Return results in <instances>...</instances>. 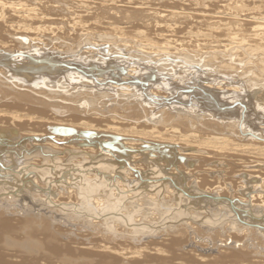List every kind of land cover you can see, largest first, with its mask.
<instances>
[{
  "label": "rangeland",
  "instance_id": "rangeland-1",
  "mask_svg": "<svg viewBox=\"0 0 264 264\" xmlns=\"http://www.w3.org/2000/svg\"><path fill=\"white\" fill-rule=\"evenodd\" d=\"M0 1L5 3V2H12L13 0H5V1L0 0ZM15 1H17V0H15ZM106 1L108 3L104 6L105 8L106 7H114V8L116 7V9H118V11H116V12H118V14H113V15L109 14L110 16L113 17V19L102 18V19H99V22H97L98 21L97 17H95L96 15H94V14L88 15L87 13L85 14V12H82V15L77 16L75 14H79V13L73 14L72 13L73 11L71 12V9H70L71 8L70 4L64 5V9L66 11L62 8L63 12H61L59 4L55 3V5H52V6L49 5L50 7L49 6L47 7V5H45L46 11L45 10L42 11L45 15H47L48 19L46 17L40 18L41 21L37 20V21L33 22V24H32V22H29L28 24L31 27L28 29V31H25L26 29H24V30L19 29L14 24H13L14 26L11 27L12 23H6V22L8 20L7 17L13 18V16H11V14H9V13L5 14L3 11H0L1 12L0 14H2L5 17H4V20H2V22H0V25H3V26L5 25L6 26V28L4 26L5 29H8V27H9L10 30H12L11 32L12 33L14 32V34H17V35H23L25 33V34H28L30 36L33 35V37H36L38 39H40V38L43 39V40H39V41L32 43L35 45L34 48L36 50H38L39 48H42L41 51L43 49L46 51L50 49L49 52H52V51L54 52L55 50L51 51V49H55V47H54L55 45H57L59 43L65 44L64 41L58 40V41H60L59 43L57 41V39H59L61 32H58L56 30V29H58L57 28L58 26H56L57 24L55 23V21H56L59 23L61 22L59 24L60 25L59 27H65L66 33H68L70 31L69 32L70 34L68 33L69 34V38H68L69 40L66 42L65 49L71 45L75 49V51H77L78 50V49H76L77 46L80 43L82 44V42L84 43L86 41V42H88V44L86 45L87 47H83V48H86V49L91 48V49L96 50L97 48L99 49V47L104 48V49L110 47V50L112 51V53L110 55H112L113 57L114 56L118 57L121 53H123L125 56L124 57L125 59H131L130 55L133 56L135 53H136V55L134 58H136V57L140 58L141 56H145V57L147 56V59H148L151 56V59L153 58L152 62L158 63L160 61L159 65H161L162 63L164 64V61H165L164 67L166 69L172 68L171 66H168L166 64V61L168 62V59L170 57L177 60V62L179 63L178 66L180 65V63L182 64V62H184V60H186L185 61L186 64L183 63V66L180 65L179 67L175 68V69H177V71L179 70L178 75L177 76L171 75L173 77H170V79H172V82H170V83L173 86H175L174 84L179 83V81H180L179 77L181 75H184L186 72H191L190 67H196L197 64L202 65V67L200 66L197 68V69H199V68L200 69H199V71H196L195 75L198 72L200 73V75L198 73L196 75L197 76L196 78H198V77L200 78V76L202 78L204 77L203 79H205V81L210 80L213 84L215 82L216 83L218 82L217 86L222 85V87H224V88H226V86L229 87V84L231 85L230 87H234L237 84L241 85L242 79H243L244 83L248 84L247 83L248 79L252 78V80H253V78L254 77L256 78V76H257L258 80H256L257 81L256 87L259 89L258 93L259 94L261 93V94L260 95L257 94L259 96H257L258 98L256 97V100L257 101L259 100V101L258 102L256 101L258 104L255 102L257 107H256V105H254V106H255V110H257L258 107L260 110L258 109L259 111H256L255 113L254 112L251 113V117H253V118L251 119L252 121L246 123V128L248 127V129H246L244 127V129H246V131L248 130L246 132L245 130H243L241 128V127H243L242 123H241V125H239V127L237 126L238 120H236V122L234 121L235 123H233V120H231L232 118H229V116H231V115L225 114V116L228 115V118L223 115L224 111H228V110H230V108L231 109H236V108L239 109L238 106H242L243 104L237 102L234 104L226 105V107H230L229 109H227L225 106L224 107L218 106L217 111H219V112L216 114H213L214 112H212L211 110L206 109V108H201L202 106L198 105L199 103L195 101L196 98H194V99L189 98L190 99V100H188L189 102H186V101L182 102V99H181L182 97L180 94L182 92H185V93H182V95L192 94L191 91H193V90L190 88H188V90L186 88H179L178 91L174 92L171 89V88H173V86L167 82V83H165V85H167V87H169L171 85V87H169V88L166 87L165 89L161 90L158 88L160 85H158L157 88L156 87L151 88V91L155 92V93L160 90L158 93H160L161 95L156 96V95H152V94H146L147 98L145 97L146 99L144 101H143V99H141L142 96H139L140 99L138 98L139 99V101H138L137 99L135 100V98H129V96H124V95H127L129 93V91L125 88H124L125 90L123 88L120 90V88H119V90H117V91H120V92H118V93L114 92L110 88H107V89L106 88H104V89L100 88V86L103 87L102 84H98L99 87L95 88V87H93L94 85L92 84L93 82H95L94 80L88 81L90 83V85L89 84L83 85V84H80L78 82L73 83L68 78L64 79L61 75H59V76H56L57 78L56 77H52V78L49 77L50 79H49L48 83H44L41 85V83H43V82H39V81L34 82L32 79H30V80H32V82H31L30 80H28L29 78L23 77V79H22V76L19 77L15 73L12 74L13 69H11V67H10V69H11L10 70L8 65H4V64L0 63V70L4 71L1 73L2 75L0 74V101H1L0 102V109L4 108L3 110H5V108H7L6 110L8 112H10V111L13 112L12 110H14V112H17L21 115H26V116L29 115L28 117H31L33 119H34V117L39 118L41 116V119L43 118V119L49 120L48 122H40V121H36V120L31 121V122L29 121L31 123L30 124L27 121V119H25L26 120L25 122H27V123L24 126L23 131H20L21 136L23 134L24 138L19 139L15 143L14 142L10 143L13 145L9 144V147L5 148L3 150V152L0 153V158L3 156L1 158V160H3V161L0 160V167H1L0 170L2 169L4 171V174H5V171H7L5 175L10 174L8 177L9 179H7V176H5V178H4L3 173H1L3 171L0 172V180L2 181V183H1V181H0V183L2 185L6 183V185H7V186L4 185V187L3 186L0 187V200L1 201L5 200V197H3L4 195L6 196V199H7L3 202L0 201V224L2 222L7 223L6 226H2V225L0 226V253L5 254V258H6V259L4 258L5 260L0 259L1 260L0 264H7V262H10V259H8V258L11 255H15L14 257H11L12 260H15L21 264H203V260L206 257L209 260V262H206V264H240V263L241 264H246V263L248 264L251 262L253 264H264V237H263L264 236V230L261 229V228H264V220L262 221V219H264V217H263L264 211L261 213V215L251 214L250 209L246 208L247 205H245L244 202H241V199L243 197L242 198L236 197V199H233L231 201L232 203L231 202L230 203H228V202H219L218 203L217 202V204H216V202H214L211 198L206 196L205 199L208 203L211 200L210 204H208L204 199L205 195L202 196L203 194H206V193H203V191L207 190L208 187L207 186L201 187L202 189L201 188H195L197 185H199L200 181H199V179H197L198 177L197 178L192 177V179H191V177L189 176L190 172H191L190 170H193V169H195L194 171L195 172L197 171L196 173L199 174L202 171L201 168H203L206 163L203 164L202 161L197 160V162L195 164L191 163V166H190V164H188V165L186 164V157H184L185 160L183 159V161L186 164V166H184V167L185 168L187 167V168L185 171L184 170L183 171H184V173H187L188 171L189 172L187 174H184L185 177L182 179H180L179 177H176V176H175L176 177L175 178L173 175L174 172L177 174H178V172H180L179 169L178 168L176 169L175 166L176 165L178 166L179 164L184 163V162L182 161L181 163H179L178 160H176V162H175V159H173L171 164L169 163L170 165L173 164V167L172 166L169 167V169H168L169 171L167 170L168 173L166 174L167 171H165V173L164 172L160 173L161 171H164L163 169L161 170V168H159L160 165H166L164 162H167V160L164 157L167 154H169V155L173 154L172 153L173 150H172V152L168 151L170 153H168V152L163 153V152H165V150L164 149L159 150L161 147H157V150H158L157 151L156 147L154 148V147H151L148 145L151 142L156 140L154 138H158V139L162 140L163 138L168 136V134L170 133L169 134L170 136H168L166 138H173L172 142H175L176 144H178V147H182L184 149L185 148V145H183L184 142L180 143L178 141L177 137L175 138V134L176 135L184 134V133L187 134V132L189 131V134L192 132L191 134H194V136L197 135V137H199V138L201 136H203V137L222 136L223 132L220 131V129L222 127L228 126L229 124L231 126H233V124H234V126H236V128H238V130L237 129L236 130L239 131L243 136L249 135V136L258 137V136L263 135V137H264V133L263 134L261 133L264 131V122H262V121H264V114L261 113L264 109V99H262V98H264V73H263L264 71L262 70L263 71L262 72L260 70L261 69L260 65H259V68L256 69V66L258 67V63H260L262 67L264 64V58H263L264 56L262 54V53H264V51H262V50H264V39H263V41H261V40L251 41V39H254V36L253 37H251V36L253 35L252 30L255 29V26H258V25L264 26V18H263L264 17V3L261 4V2H262L261 0H160L158 3L154 2L155 4H153L152 1L150 2V0H143V1L142 0H133V2H135V3H140V2L148 3L150 6L148 4H146L145 9L149 10L148 8H150V10L151 11L154 10L155 13L158 11V15H156V17H159L162 14L161 16H165L164 19H166V18L169 19V21L167 20L166 24L175 26L173 29L174 31L172 33H166L165 31L163 32V34L165 33L164 35H166V37H165L166 39L164 38V40H163V38L157 36V34L161 33L158 30L157 31L149 30V29L142 27V26L140 28H137V26L142 24L143 21H145V25H146V24L153 22L154 20H158L157 18L156 19L153 18L155 13L151 17H150V15L144 16L141 14V16H140V14H136V15L132 16V19L125 21L122 18L125 15L124 13H126V11H131V8H129L130 4L132 3L131 0H129V1L128 0H119V1L118 0H106ZM146 1H148V2H146ZM95 2H97V1H95ZM163 2H165V3H163ZM76 3H77V0H76ZM165 4H169V6H172L173 8H175L174 11L176 13H180V14L182 13L183 14L182 16H184V17L183 18L170 19V18H173L170 13L164 12L163 10H160L158 8V6H164ZM38 8L40 9V7H38ZM104 10H106V12H107V9H104ZM147 10H144V12H148ZM100 11L101 10L98 9V11H97L98 14H101ZM76 12H81V10L78 9V11H77V9H76ZM109 12L112 13L113 11L110 10ZM114 13H115V11H114ZM201 13H205V14L209 15V17H201V15H202ZM95 14H96V12H95ZM72 15H73V17H71ZM102 15H104V17H106V15L104 13H102ZM173 15H177V14H173ZM63 17H65V18L63 19ZM66 17H68L70 19H68ZM145 17H147V18H145ZM252 17L256 18L254 20V23L248 22L247 20L251 19ZM50 18H54V19L50 20ZM56 18H57V20H56ZM93 18H96V19H93ZM114 18H117V20ZM58 19H63L64 23L69 21L68 23H66L68 27L64 26L63 20H58ZM77 20H78V22H77ZM112 20H113V22H116V23L112 24L113 23ZM40 22H42L44 24L46 23L45 24L46 26H43L45 28L41 30V32H40L41 35H39V37H38V33L37 34H35V33L38 32V29L36 30V28H38L40 24H41L40 26H42V23H40ZM51 22H52V24L54 22V25L50 24ZM70 22H72L71 23L72 26H71ZM107 23L112 25V26H108V27H111L112 29H108V27H105V26H107ZM225 23L227 25H224ZM36 24L38 26H36ZM74 24H76V26H77V30H76L77 35L72 34V32L75 31ZM85 24H87V25H85ZM51 25L54 26L55 28L54 27L49 28ZM253 26H254V28H253ZM32 27L35 28L34 31L32 30L35 33H33L30 30ZM79 27H81V28H79ZM156 27H158V26H156ZM156 27H153V28H156ZM228 27L229 28L232 27L228 30L234 29V30H232V32L237 39L234 41V43H232V45H235V47H237V48H235L237 50V52L235 49L231 51V48L232 47L234 48V46L231 47V45L227 48L218 47L219 45L216 46V41L223 38L222 33H224V28H228ZM71 28H72V30H71ZM73 29H74V31H73ZM138 29L146 31V32H144L145 33L144 35L147 36L148 39H151L150 41L154 42V44H156V47H158L157 49L156 48L152 49L153 53H151L150 49H147V52H148L147 55H143L144 54L143 52L140 53L142 51V49H141L140 45H138L139 41H145V40H142V38L143 39H146V38L144 37V35H142L141 38H138L137 35H134ZM80 31L86 32L87 35H89V37L86 38L87 37L86 36L85 37L86 40L83 41L82 39L86 33L82 34V33H80ZM97 31L100 34L96 33ZM0 32H3V35H6L4 33V30L2 31L0 29ZM46 33H48L47 35H49L50 37H48L46 35ZM168 34H171V36H169ZM239 34H240V36H239ZM3 35L2 34L0 35L1 36L0 43H3L5 46L11 47L12 49L15 50V53H11V55L5 54L9 58H10V56L14 60H16L17 58H20L21 56H25V58H29V57H27V56H30L28 53L32 54L33 53L32 50H35L32 47L29 48V45H28L29 41L28 40L22 39V41L19 42L18 40L21 37L18 38V36H9V37L6 36L3 38ZM56 35H57V38H55L53 40L52 39L53 36L56 37ZM108 35H110V36L115 35V37H112V36L110 37ZM90 36H92V37H90ZM117 36L118 37L121 36V39H119V41L117 40L118 39ZM238 36L240 37V39ZM45 37L50 40L49 42L52 43V41H53V43L49 44L48 40ZM50 38L52 39V41ZM113 38H116L115 40H117V41L113 40ZM123 38H125V39L128 38L127 40H129V41L131 39L134 44H132L130 42L129 43L126 42L127 45L123 44L124 43V41H122ZM214 38H218V39L216 40ZM263 38H264V36H263ZM45 39L47 40V43H46ZM110 40L114 41L115 43L117 42L116 43L117 46L115 44L111 45ZM178 40L180 43H178ZM247 40H248V42H247ZM104 41H107L108 43H110V44H108L110 46H108L106 43H104ZM254 42L263 49L261 50L259 47H257V45L255 46ZM41 43H42V45H40ZM97 43L100 44L101 46L99 45L96 47L95 44H97ZM165 43H167V45L168 44L170 45V46L168 45V47H170V49L169 50L167 49V52H166V49L164 48L166 46ZM171 43H174V44H171ZM241 43H242L243 47L240 45ZM44 44L47 46H45ZM112 44H113V42H112ZM226 44H228V43L226 42ZM237 44H239V45H237ZM245 44H247V45L251 44L252 45V46L248 45V48L250 47L249 48L250 53L252 52L251 55L249 54L248 48H246L247 45H245ZM119 45H122V46L118 47ZM253 45L255 47H257L258 50H255L257 48H255ZM38 46H39V48L37 49L36 47H38ZM49 46L50 47L53 46V48H50ZM128 46L130 49L128 48ZM133 46L136 48H133ZM172 46L175 48H172ZM214 46H216L217 48ZM239 46H241L242 48ZM121 47H122V49L125 48V50L124 49L122 50ZM131 47H132V49H134L133 51L131 50ZM138 47H139V49H138ZM73 48L71 50H73ZM127 48L129 50H127ZM178 48L179 49L183 48L182 50L180 49L181 50L180 52H183V53L185 52L184 54H186L187 51H189V52L191 51L192 53L191 52H190V54H189V52L187 53L190 55L189 56L190 58L188 57V55H187V58H186V55H184V54L182 55L179 52ZM243 48H244V51L243 50L240 51V49H243ZM245 48H246V50H245ZM162 49H164L163 51H165L166 53L163 52L161 54L162 55L161 56L160 53L162 52L161 51ZM217 49H219L221 51L219 53H217L218 52ZM253 49L256 52H258L257 56L260 55L258 58H257V56H255L256 53H254V56H253V51H254ZM183 50H185V51H183ZM208 50H209V52H208ZM226 50L229 51L227 53L228 55L225 53ZM119 51H121V53ZM177 51H178V56L176 53ZM213 51H214V53L215 52L216 53L212 57L211 55L213 54ZM230 51H231V53L233 51H235L236 55L234 54V52L232 54H230ZM238 51H240L242 53L239 52L240 53V55H239ZM259 51H262L261 54L263 57L261 56ZM25 52L26 53L28 52L27 53L28 55ZM53 52H52V54L54 57L51 56L52 58H58V59L62 58L64 60H66L67 58L68 59L72 58V55H67V54H64L63 52H62L63 55H61V56H60V54H57L56 52L53 53ZM79 52H81V51H79ZM116 52H118V53H116ZM37 53H39V52H37ZM65 53H67V52H65ZM150 53H151V55H150ZM164 53L166 56L164 55ZM167 53H170V55L173 53V55L168 56ZM201 53H202V55H200ZM208 53H210V54H208ZM237 53H238V55H237ZM244 53H246V54H244ZM174 54L177 56L176 58L174 57L175 56ZM207 54L210 55V57ZM222 54H225V55H222ZM241 54H242V56H241ZM158 55H160V57ZM181 55L183 57H181ZM232 55H233V57H231ZM219 56H220V58H219ZM222 56H224V57H222ZM237 56H240L239 58L242 59L240 62H239L240 59L237 58ZM244 56H246L247 59ZM250 56L252 58H250ZM161 57H162V59H159ZM48 58L50 59V57H48ZM154 58H156V59H154ZM244 58L246 59L245 61H244ZM132 59H133V57H132ZM151 59L149 58L147 60V62L149 63L151 61ZM164 59H166V60H164ZM208 59H210V60H208ZM248 59H249V61H248ZM251 59H252V61H251ZM242 61H244V62H242ZM258 61H260V62H258ZM250 62H251V64H250ZM119 63L121 64L123 62H119ZM203 64L206 65V69L203 68L204 67ZM210 64H211V66H210ZM219 64L222 66H220ZM224 64H227V65H224ZM230 64H231V67L233 66L232 68H229ZM223 65H224V67H223ZM167 66L170 68H168ZM181 67H185V68H182L183 69L182 70ZM243 67H245V70L244 69L242 70ZM187 68L189 69V71ZM166 69L165 70L163 69L165 75H168V71H169V75L171 73H173L174 69L173 70L171 69L172 71L171 70L166 71ZM248 69H249V71H248ZM255 69L258 70V72ZM45 72L46 71H44V74H43L44 76L46 75L45 77H48L47 75L51 74V73L45 74ZM3 73L5 74V76ZM192 75H194V74H192ZM188 77H191V76L187 74V76L184 77L185 80H188L189 79ZM24 79H26L27 81ZM62 79L65 82H62L61 81ZM252 80H248V81H251V83L254 84L255 80H253L254 82ZM59 81H61L62 84ZM69 81H70V83H68ZM184 82H185V85L186 84L189 86L191 85V83H188L187 81H184ZM19 83H21V84H19ZM160 83L161 82H159V84ZM179 84H182V82ZM193 85H194V83H193ZM193 85H191V86L193 87ZM85 86H87V87H85ZM106 87H108V86H106ZM256 87H255V89H257ZM98 88H100V89H98ZM157 89H158V91H157ZM224 90H226V89H224ZM138 92H140V90ZM85 93H87V94H85ZM120 93H122V94H120ZM178 94L180 95V97ZM148 95H150V96H148ZM176 95L178 96V98ZM245 97H247V96H245ZM131 99H133V100H131ZM192 99H193V101H192ZM261 101H262V103H261ZM43 108H44V110H43ZM220 110H222L223 113ZM220 112L222 113V115ZM39 113H41V114H39ZM259 113H261L263 115L261 116V114H259ZM35 114H36V116H35ZM243 114H245L244 110H242V116H243ZM256 115H258V117ZM6 118H8V120ZM164 118L165 119L168 118V120L170 119V121L166 120V122H165ZM171 118L172 119L174 118V120H172ZM221 118H222V120H224V122H222V121L219 122V120ZM2 119H4L3 122H5V120H6V123L11 121L9 117H2ZM258 119H260L261 121H259ZM190 121H191V123H190ZM225 121H227V123H225ZM255 121H256V123H255ZM79 122H85L86 124H89V126L91 125V128L87 130V129H84L82 127H78L77 124H79ZM169 123L170 124L172 123V125L170 126ZM250 123L251 124L254 123L256 127L253 126L254 124L250 125ZM178 124H179V126H178ZM221 124H222V126L220 127ZM207 125H208V127H207ZM213 126H215V127H213ZM217 126H219V128H217ZM29 127H30V129H29ZM114 127L117 129V131L113 129ZM171 127H173V128L177 127L178 130L180 129L179 131H181L182 133L180 132L179 134L178 133L174 134V131L172 132V129H170ZM207 128H209V129H207ZM255 128L257 130H255ZM152 129L155 131H159V133H156V132L152 133V134L149 133ZM213 129L214 130L216 129V131H214ZM251 129L252 130L254 129V131H251ZM166 130H168L169 132L167 133ZM178 130H177V132H179ZM225 130H227V129H225ZM15 132H16V134H14ZM32 132H34V133H32ZM90 132H91V134H90ZM171 132H172V135H171ZM205 132H207V133H205ZM217 132L220 134L217 135L218 134ZM250 132H252V134ZM12 133L15 136L18 135V131H13ZM163 133H164V135L162 137H157ZM166 133H167V135H166ZM211 133H216V135H213ZM260 134H262V135H260ZM104 136H105V138H104ZM108 137H112V138L109 139ZM113 138L114 139L116 138L115 141ZM94 139H95V141H94ZM108 139H109V141H106ZM184 139H186L189 142H194L197 140V139H188V138H184ZM36 140H38V141H36ZM119 140H120V143H119ZM144 140H145V142H144ZM19 142H20V144H19ZM132 142L134 143L133 144L134 146L132 145ZM50 143L53 144V146H52L53 148L48 147ZM96 143L99 145H96ZM141 143H143V144H141ZM57 145H58V148H57ZM141 145H142V147H141ZM84 146H86V147L84 148ZM119 146H121L120 149H119ZM123 146H125V147H123ZM36 147H37V149H36ZM107 147H109L110 149L109 148L107 149ZM178 147H176V148H178ZM27 148L30 149V151L27 150ZM95 148H97V149L95 150ZM104 148L107 151H109V150L110 151L109 152H107V151L102 152L101 150H105ZM51 149H53V150H51ZM178 149H180V148H178ZM20 150L22 153L20 152ZM37 150H39V151H37ZM26 151H28L29 153H27ZM87 151H89V152H87ZM116 151H118L120 153L119 154L117 152L119 154V156H117ZM131 151H133V152H131ZM160 151L162 153V156L159 154ZM176 151H177V149L174 150V152H175L174 154H176ZM100 152L102 154L104 153V155H102ZM110 152L111 153L113 152V155ZM11 153H13V155ZM31 153H32V155H31ZM86 153H87V155H86ZM106 153H109V155L111 154L110 156L112 158L109 159V156ZM145 153L147 155H145ZM187 153H188L187 151L183 152L184 155ZM7 154H8V156H10L13 159L10 160L9 157H6L7 158L6 159L7 162H6L5 156H7ZM29 154H30V157H28ZM97 154L99 155L98 158H97V156H98ZM132 155L133 156L135 155V157L133 158ZM36 156H39V157L37 158ZM87 156L89 159L87 158ZM90 156L92 158L94 156L95 157L92 160V158H90ZM114 156L115 157L117 156V158H113ZM150 156H152V157H150ZM14 157L16 158L15 162H14V163H16L15 166H13L14 164L12 163L14 160ZM105 157H107L108 159ZM153 157H154V163L155 164L153 162H147L150 160L152 161L153 159H151V158H153ZM27 158H29V159H27ZM56 158H57V160H56ZM130 158H131V160H130ZM142 158H145L143 160H146V158H147L145 163L142 160ZM116 159H118V160H116ZM218 159H220V160H218ZM16 160H18L19 165H22V164L23 165L18 166ZM34 160H36V161L33 162ZM90 160H91V162H90ZM247 160L248 159H246V162H247ZM115 161H116V164H114ZM173 161H174V163H173ZM218 161H220L222 163L224 161L225 168L226 169L228 167L232 168L233 172L236 173L235 176L237 178H235V180L239 179V181L236 184V188L239 187L240 189H242L243 187H245V184L243 185V183H241L240 177L238 176L241 174L242 171H245V169H242L243 167H241V166H243V163H239V162L233 163V161H230L229 159H227L225 157L223 158V156L218 157L216 162H218ZM88 162H90V163H88ZM146 162L148 164H146ZM249 162H251V160ZM103 163L105 165H107V167ZM175 163H176V165H174ZM208 163H210V162H208ZM69 164L72 167L69 166ZM91 164L92 165L94 164V165L91 166ZM96 164H97V166H96ZM200 164L202 167L197 168ZM35 165H36L38 170L36 169ZM110 165H111V168H113L114 165H115V167L113 169H111ZM131 165H132V167H131ZM238 165H241L239 167L240 169L238 168ZM16 166H17V168H16ZM23 166H25V167H23ZM95 166H96V169H93ZM156 166H158V167H156ZM19 167H20V169H19ZM91 167H93V168H91ZM99 167H101V169ZM171 167H172V170H171ZM188 167H190V168L188 169ZM21 168H23L24 169L23 171H25L27 173V174L25 173L26 175L23 173V171H19V170H22ZM90 168L92 169L93 173L91 172ZM128 168H130L131 170ZM148 168L150 170H148ZM97 169H98V171H97ZM120 169H122V171L124 173ZM125 169H127V170L125 171ZM152 169H155L156 171L152 170ZM203 169H205V168H203ZM36 170H37V172L35 173ZM71 170H73V171H71ZM101 170H103V171H101ZM109 170H111V171L113 170L112 171V173H113L112 180H114V181H112L110 179L111 171L109 173ZM134 170H138L137 173ZM170 170H171V172H170ZM104 171H105V173H103ZM119 171H121V172H119ZM21 172L24 174L23 176H21L22 175ZM143 172H144V174H143ZM156 172H157V175L159 176V179H158V177H156L157 175H155ZM163 173H164V176L162 175ZM1 174L3 176H1ZM33 174H34V176L32 177L33 178L32 179L30 175H33ZM81 174H83L82 176H84V174H85L84 178H87V179L91 178L92 181H89L87 179H84L83 177H80ZM106 174H109V178L107 177L108 175H106ZM128 174L129 175L130 174L136 175L135 177L137 179L145 177L143 182L141 179L142 183L138 179L140 184L138 186L136 184L137 189L135 188V184L133 186L130 185L131 187L129 188L126 186L122 187L119 185V183H117V182H119V181H117L118 180L117 178H119L120 181L126 183L127 182L126 176H129ZM115 176H117V177H115ZM161 176L163 177V181L164 182L166 181L165 182L166 186L164 185L163 181H160V183L163 182V184H161V186L163 185L165 187V189H164V187L162 186L163 187L162 192L164 193L163 195H170V198H167L168 205H160V207H161V209H160L159 204H157L158 200L153 199L156 196V194H158L157 191H155V190L152 191V190L148 189V191H152V192H148L147 189L144 188V186H142V184L144 183L147 185L146 182H148V178L149 179L153 178V180L156 178L158 180H160V179L162 180ZM169 176H171V178ZM69 177H71L72 179L69 180ZM113 177H115L116 180L113 179ZM167 177H169L171 180H173V179L174 180L171 181ZM21 178L25 179L24 182L20 181ZM80 178H83V179H80ZM13 179L16 182L12 183ZM109 179H110V181H109ZM176 179H178L177 181L179 183L176 181ZM195 179H196V181H195ZM85 180H86V182H85ZM94 180H96L97 182H95ZM19 181L21 183H24L21 187H20L21 183H19ZM26 181H27V183H26ZM30 181H32V182H30ZM34 181H36V182H34ZM81 181L83 183H81ZM93 181H94V183H93ZM33 182H34V184H33ZM109 182H111L112 184L113 183H115V184L112 185L110 183L111 185H109ZM172 182L175 183L174 185L176 187H174ZM10 183H12V184L10 185ZM14 183H16V184H14ZM54 183H55V186L58 187L57 189L54 186ZM194 183H196V186ZM181 184L183 186L178 187L179 189L176 190L175 188H177V186L178 185L180 186ZM186 184H188V185H186ZM17 185H19L18 186V187H20L19 189H18ZM29 185H31V187ZM9 186H11V187H9ZM13 186L16 189H18V190H16L17 192L19 191L18 193L14 192L15 188L10 193L8 191H5V189H8V188H10L8 190H11L13 188ZM78 186H80V187L78 188ZM117 186H118V188H117ZM168 186H169L170 190L168 189ZM186 186H188V187H186ZM191 186L193 187V189ZM216 186H217V184L213 185L212 189L210 188V190H212V191H208V192L212 193V195H216L217 193L215 191L217 188H219V186L218 187H216ZM66 187H68V188L65 189ZM133 187L135 190H132ZM139 187H141V189ZM173 187L175 190L173 189ZM184 187H186V189ZM189 187H190V190H187V189H189ZM213 187H216V188H213ZM45 188H47V189H45ZM76 188H78V189H76ZM121 188H122V190H120ZM147 188H149V187H147ZM159 188H160V186H159ZM159 188H157V189H159ZM180 188H184V189H180ZM91 189L93 190V193H92ZM114 189H116L117 191ZM128 189H129V191H128ZM144 189H145V192H144ZM214 189H215V191H214ZM81 190H82V192H81ZM102 190H104V191H102ZM136 190H137V192H136ZM139 190L141 191V193ZM180 190L183 191V193H185V194H188V191H189L188 195H192L195 192L197 195H193L194 197L191 196V198H196V196H197L198 198L203 197L204 200H202L203 202L197 201V199H194L195 201L189 200L190 198L188 199L186 197L187 195L183 194L182 192L180 193ZM3 191H5V192H3ZM170 191L172 192V194ZM177 191H178V193H177ZM201 191H202V193H201ZM238 191H237V194L235 193V196H240L239 194H241V190L239 192ZM50 192L52 195L50 194ZM66 192H68V193L66 194ZM104 192L107 194H105ZM113 192L115 193V196L113 195L114 194ZM2 193H3V195H2ZM14 193H15V195H14ZM118 193H120V194L118 195ZM139 193L142 196L139 197V195H140ZM165 193H167V194H165ZM20 194L25 195L26 197L21 195L22 196V198H21ZM54 194H56V195H54ZM143 194L145 195V197ZM174 194H176L177 196L179 194V197H178L179 201L181 200L183 195H184L183 198H186L188 201L186 199L182 198L183 201L182 200L180 202L178 201L179 204L176 205L177 196L175 195L176 196V199H174L175 204H173V201L170 202V200H171V195H174ZM198 194H200V195H198ZM16 195L18 198L20 197L19 199L17 198L18 200L13 199L14 197H16ZM103 195L106 198H107L106 195H108L109 198L112 195L113 199L111 200V198L110 199L107 198L108 200H106V199H104L105 197ZM136 195H138L139 198H133ZM212 195H210V196H212ZM159 196H162V194H160ZM1 197H2V199H1ZM34 197H35V199H34ZM126 197H129V198H126ZM149 197H150V199H149ZM24 198H26V199L23 201ZM95 198H97V199H95ZM114 198H115V200H114ZM131 199L133 201H130ZM16 200L18 201V203L16 202ZM36 200H37V202H35ZM58 200L60 203L58 202ZM97 200H99V201H97ZM102 200H106L107 202L106 201L104 202ZM136 200L137 201L139 200V201L136 202ZM80 201H84V202H80ZM88 201H90V202H88ZM113 201H116V202H113ZM191 201H192V203H191ZM11 202H12V204H11ZM13 202H14L15 206L17 203V205L19 207L16 206V208H15ZM29 202H30V204H29ZM129 202H131V203H129ZM198 202L202 205L198 204ZM119 203H121V204H119ZM134 203H136L135 206H137L138 204H140L141 206L138 205V207H134ZM180 203L182 206H180ZM184 203H185V206L183 207ZM189 203H190V205H189ZM76 204H77V206H76ZM115 204H117V205H115ZM152 204L153 205L156 204L157 207L155 208ZM239 204H240V206H239ZM7 205H8V207H7ZM195 205H196V207H195ZM198 205L200 207L201 206L203 207L205 205L203 207L204 209L202 207H201L202 209L199 208ZM173 206L175 207V209H173ZM177 206L179 208L182 207V208H180L182 210L180 211ZM5 207H6V209H5ZM20 207L21 208L23 207L24 209L23 208L21 209ZM105 207H107V208H105ZM139 207H141V208H139ZM142 207H144V208L142 209ZM185 207L188 209H186ZM190 207H192L191 208L192 210L190 209ZM112 208H114V209L111 210ZM184 208H185V211H184ZM227 208H230V209H227ZM236 208H238V209L240 208V210H237ZM241 208H243V209H241ZM120 209H122V210L120 211ZM140 209H142L141 212L143 210L144 211L139 215ZM158 209H160V210L158 211ZM165 209H167V210H165ZM231 209H235L236 211L235 210L234 211L236 213ZM190 210L192 212H190ZM201 210L202 211L208 210L207 211L208 213L205 211L202 212ZM126 211H128L129 213ZM194 211L196 214L194 213ZM219 211H221V212H219ZM232 211L234 214L232 213ZM240 211H241V213H240ZM10 212H11V214H10ZM24 212H27V213H24ZM169 212H171V215L169 214ZM172 212L173 213L175 212V213L173 214ZM177 212H179V213H177ZM180 212L183 213L182 216L185 215L184 212L185 213L188 212V213H186L188 215H185L183 217L185 219L187 216V218L185 220L188 224L185 222V220L183 218L181 219V213ZM224 212L226 214H224ZM17 213H19V214H17ZM96 213H97V215H96ZM162 213H164V214H162ZM176 213H177L176 216H172V214L175 215ZM228 213H230V214H228ZM155 214H157L158 216ZM179 214H180V216H179ZM189 214H190L192 219L190 218ZM206 214H208L209 216ZM235 214H236V216H235ZM10 215H12V216H10ZM149 215H153V216H149ZM169 215H170V217H169ZM221 215H223V216H221ZM205 216H207L208 218ZM232 216L238 217L237 219H240L242 221L237 220L236 218L234 219V217H232ZM251 216H252V218L250 219L249 217H251ZM164 217H167V218H164ZM202 217L206 218L205 220L207 221V224L205 223L206 221ZM221 217H222V220H221ZM230 217H232L233 219L231 218V220H229ZM143 218L145 220H143ZM189 218H190V220H189ZM195 218L196 219L198 218L197 221L194 220ZM253 218L255 220H253ZM256 218H257V222H256ZM159 219H161V220H159ZM162 219H164V220H162ZM227 219L229 220V222ZM126 220L128 221V223L126 222ZM182 220H184V222ZM203 220H204V222H203ZM223 220H225V222H223ZM133 221L135 222L136 225H138L137 226L138 228L135 227V225L133 224ZM190 221H191V223H190ZM13 222H15V223H13ZM248 222H251V224L250 223L248 224ZM158 223H160V225ZM178 223H180V224H178ZM184 223L186 224V226ZM203 223H205V225H203ZM252 223H254V224H252ZM222 224L224 226H222ZM231 224H232L233 228H231ZM246 224H248V225H246ZM243 225L245 228L242 227ZM26 226H27V228H26ZM32 226H34V227H32ZM240 226L242 227V230H240V228H241ZM252 226H255V227L252 228ZM246 227H248L249 229ZM210 229H212V231H210ZM231 229L233 231H231ZM244 229H245V231H244ZM252 229H254L255 231ZM197 230H199V231H197ZM248 230H249V232H248ZM261 230H262V232H261ZM191 231H193V232H191ZM188 232H189V234H188ZM259 232L261 234H259ZM32 233H33V235H32ZM231 233H233V234H231ZM241 233L243 235H241ZM247 233H249V234H247ZM27 236H29V237H27ZM183 237H184V239H183ZM11 239L12 240L14 239V240L12 241ZM131 239H139L140 241H138L139 243H134V241H131ZM172 239H173V242H175V243H172V244L170 243V244H168V246L165 245V244H167V242H169V240H172ZM15 240H16V242H15ZM245 241H247V242H245ZM162 242H165V244H161ZM194 242H196V244ZM242 242H243V244H242ZM13 243H14V245H13ZM32 243H35L36 246ZM17 247L19 248L18 250H17ZM88 248L90 251L88 250ZM1 249L3 252L1 251ZM19 251H20V253H19ZM230 251H231V253H230ZM250 251H252V252L250 253ZM253 253H255V254H253ZM181 255L183 256V259L180 257ZM196 255L199 256L200 259L195 258ZM249 255H251V256H249ZM247 258H248V260H247ZM256 259H257V261H256Z\"/></svg>",
  "mask_w": 264,
  "mask_h": 264
},
{
  "label": "bare ground",
  "instance_id": "bare-ground-1",
  "mask_svg": "<svg viewBox=\"0 0 264 264\" xmlns=\"http://www.w3.org/2000/svg\"><path fill=\"white\" fill-rule=\"evenodd\" d=\"M5 1V0H4ZM95 1H97V2H95ZM119 1V0H118ZM129 1V0H128ZM127 1V2H128ZM143 1V0H142ZM153 2V4H155L156 2L158 3L160 0H150V2ZM262 2H261V4L262 3H264V0H261ZM131 4H130V6H129V8H131V11H126V13H124L125 15L123 16V20H129V19H132V16H134V15H136V14H140V16H141V14L142 15H144V16H147V15H150V17L151 16H153L154 15V10H150V8H148L149 10H147V9H145V5L146 4H148V3H142V2H140V3H135V2H133V0H131ZM146 2H148V1H146ZM155 2V3H154ZM55 3H57V4H59V7H60V9H61V12H63V10H62V8L64 9V5H68V4H70L71 5V12L74 14V13H79V14H75V15H77V16H80V15H82V12H85V14L87 13L88 15L89 14H94V15H96L95 17H97V22H99V19H102V18H104V19H113V17L112 16H110L109 14H111V15H113V14H118V12H116V11H118V9H116V7L114 8V7H104L108 2L106 1V0H77V3H76V0H17V1H15V0H13L12 2H5V3H3L2 1H0V11H3L5 14H11V16H13V18L12 17H7V22L6 23H12L11 25V27H13L14 25H16L17 26V28H19V29H22V30H24V29H26L25 31H28V29L31 27L28 23L29 22H32V24H33V22H35V21H37V20H40V18H47V15H45L42 11L43 10H45L46 11V7H45V5H47V7L49 6V5H55ZM163 3H165V2H163ZM30 4V5H29ZM123 5V4H122ZM149 5V4H148ZM172 5V4H171ZM116 6V5H115ZM127 6V5H126ZM150 6V5H149ZM38 7H40V9L38 8ZM50 7V6H49ZM69 7V6H68ZM121 7V6H120ZM158 8L160 9V10H163L164 12H168V13H170L171 14V16L173 17V18H170V19H175V18H183L184 16H182L183 14L181 13H176L174 10H175V8H173L172 6H169V4H165L164 6H158ZM68 9V8H67ZM76 9H77V11H78V9H80L81 10V12H76ZM98 9L99 10H101L100 11V13L101 14H98ZM104 9H107V12H106V10H104ZM65 10V9H64ZM94 10V11H93ZM113 11L112 13L111 12H109V11ZM122 10V9H121ZM144 10H147L148 12H144ZM66 11V10H65ZM104 11V12H103ZM114 11H115V13H114ZM69 12V11H68ZM67 12V13H68ZM95 12H96V14H95ZM120 12V11H119ZM125 12V11H124ZM1 13V12H0ZM102 13H104L105 15H106V17H104V15H102ZM161 14V13H160ZM173 14H177V15H173ZM202 15H201V17H209V15H207V14H205V13H201ZM84 15V14H83ZM156 15H158V11L155 13V15H154V17L153 18H157L158 20H154L153 22H151V23H149V24H146L145 25V21H143V23L142 24H140V25H138L137 26V28H140L141 26L142 27H145V28H147V29H149V30H155V31H160L161 33L160 34H157V36H159V37H161V38H163V40H164V38L166 37V35H164L163 34V32L165 31L166 33H172L174 30V27L175 26H172V25H169V24H166V22H167V20L169 21V19H164L165 18V16H159V17H156ZM76 16V17H77ZM103 16V17H102ZM169 16V15H168ZM4 17L5 16H3L2 14H0V22H2V20H4ZM49 17V16H48ZM71 17H73V15L71 16ZM125 17V18H124ZM167 17V16H166ZM60 18V17H59ZM65 17H63V19H64ZM66 18H68V17H66ZM145 18H147V17H145ZM264 18V17H263ZM10 19V20H9ZM48 19V18H47ZM51 19H54V18H50V20ZM63 19H58V20H63ZM68 19H70V18H68ZM67 19V20H68ZM74 19V18H73ZM93 19H96V18H93ZM114 19H116L117 20V18H114ZM256 18L255 17H252L251 19H248L247 21L248 22H250V23H254V20H255ZM56 20H57V18H56ZM66 20V19H65ZM261 20V19H260ZM263 20V19H262ZM41 21V20H40ZM76 21V20H75ZM245 21V20H244ZM246 21V22H247ZM253 21V22H252ZM69 22V21H68ZM68 22H65L64 23V20H63V23H64V26H67V24L66 23H68ZM77 22H78V20H77ZM91 22V21H90ZM94 22V21H93ZM109 22V21H108ZM112 22H113V20H112ZM119 22V21H118ZM117 22V23H118ZM258 22V21H257ZM40 23H42V22H40ZM55 23L57 24L56 26H58L57 28L58 29H56L58 32H61V34H60V36H59V39H57V41L58 40H60V41H64L65 42V44H60L59 42L60 41H58V43L59 44H57V45H55L54 47H55V49H51V51L52 50H55L53 53H57V54H60V56L61 55H63V53L64 54H67V55H72V60L71 59H66V60H64V59H62V58H60V59H58V58H52L51 56H53V54H52V52H49L50 51V49L49 50H42L41 51V49L42 48H39V46L38 47H36L38 50H36L34 47H35V45L34 44H32L33 42H36V41H39V40H43V39H38V38H36V37H33V35H28V34H23V35H17V34H14V32L12 33L11 31L12 30H10V28L8 27V29H5L6 28V26H5V28H4V26L3 25H0V29L3 31L4 30V33L6 34V35H3V32H0V35L2 34L3 35V38L4 37H6V36H18V38H20L18 41L20 42V41H22V39L23 40H28L29 41V43H28V45H29V48H34L35 50H32V54L31 53H28L30 56H27V57H29V58H25V56H21L20 58H17L16 60H14L13 58H11V56H10V58L9 57H7L5 54H10L11 55V53H15V50L14 49H12L11 47H7V46H5L3 43H0V63L1 64H4V65H8V67H9V69H10V67H11V69H13V71H12V74L13 73H15L16 75H18L19 77H21L22 76V79H23V77H26V78H29L28 80H30V79H32L34 82L35 81H39V82H43V83H41V85L42 84H44V83H48V81H49V77H56V76H59V75H61L64 79H69V80H71L73 83H75V82H78V83H80V84H83V85H86V84H89L90 85V83L88 82V81H95V82H93L92 84L94 85H92L93 87H99L98 86V84H102V86L103 87H101L100 86V88H110L111 90H113L114 92H120V91H117V90H119V88H120V90L123 88H125V89H127L128 91H129V93L127 94V95H124V96H129V98H135V100L137 99L138 101H139V96H142L141 97V99H143V101L147 98V95L146 94H152V95H156V96H159V95H161L160 93H158L159 91H158V89H157V91L158 92H152L151 91V88H157V86L158 85H160L158 88L159 89H161V90H163V89H165L166 87H167V85H165V83H170V82H172V79H170V77H173V76H177L178 75V71H177V69H175L176 67H179L180 65H182L183 66V63H185L186 64V60H184L183 58V60H184V62H182V64L180 63V65L178 66V62H177V60L176 59H174V58H169L168 59V62L166 61V64L168 65V66H171L172 68H170V67H168V68H170V69H166L165 67H164V64H165V61H164V64L162 63L161 65H159L160 63V61L158 62V63H154V62H152V59H151V56L149 57L150 59H151V61L148 63L147 62V60L149 59H147V56L145 57V56H141L140 58H134L135 57V55H136V53L132 56V55H130V57H131V59H125L124 57V54L123 53H121V51H119L121 54L118 56V57H113L112 55H110L111 53H112V51L110 50V47L109 48H106V49H104V48H101V47H99V49L97 48H95L96 50H94V49H91V48H83V47H87L86 45L88 44V42H82V44L80 43L78 46H77V48L76 49H78L77 51H75V49L71 46H69L68 48H66L65 49V46H66V42L69 40L68 38H69V34L68 33H66L65 31H66V28L65 27H59L60 25V23L59 22H56L55 21ZM72 22H70V24H71ZM114 23H116V22H113L112 24H114ZM120 23V22H119ZM4 24V23H3ZM14 24V25H13ZM44 23H42V26H40L39 25V27L38 28H36V30L38 29V32H33L34 31V29L35 28H31L30 30L33 32V33H35V34H37L38 33V37H39V35H41L40 34V32H41V30L42 29H44L45 27H43V26H46L45 24L43 25ZM49 24V23H48ZM50 24H52V22L50 23ZM66 24V25H65ZM69 24V25H70ZM94 24V23H93ZM52 25H54V22H53V24ZM50 26L49 28H53L54 26ZM63 25V24H62ZM80 25V24H79ZM85 25H87V24H85ZM224 25H227L226 23L224 24ZM36 26H38L37 24H36ZM71 26H72V24H71ZM90 26V25H89ZM108 26H112L111 24H108L107 23V26H105V27H108ZM156 26H158V27H156ZM48 27V26H47ZM68 27V26H67ZM87 27V26H86ZM103 27V26H102ZM153 27H156V28H153ZM16 28V27H15ZM55 28V27H54ZM62 28V29H61ZM79 28H81V27H79ZM104 28V27H103ZM220 28V27H219ZM230 28H232V27H230ZM229 27L228 28H224V33H222L223 34V38L222 39H219V40H217L218 38H214V39H216L217 41H216V46H218V47H221V48H227V47H229L230 45H231V47L232 46H234V48L232 47L231 48V51L232 50H234L235 48H237V47H235V45H232V43H234V41L237 39L236 37H235V35L233 34V32H232V30H234V29H232V30H228V29H230ZM253 28H254V26H253ZM74 29H75V31H74ZM74 29H73V31L74 32H72V34L74 35V34H76L77 35V26H76V24H74ZM90 29V28H89ZM107 29V28H106ZM108 29H112L111 27H108ZM238 29V28H237ZM71 30H72V28H71ZM79 30V29H78ZM217 30V29H216ZM221 30V29H220ZM228 30V31H227ZM63 31V32H62ZM47 32V31H46ZM52 32V31H51ZM79 32V31H78ZM144 32H146V31H143V30H140V29H138L137 31H136V33L134 34V35H137V37L138 38H141V36L142 35H144L145 33ZM252 32H253V35L251 36V37H253L254 36V39H251V41H257V40H261V41H263V36H264V26L263 25H258V26H255V29L254 30H252ZM23 33V32H22ZM21 33V34H22ZM80 33H86V32H82V31H80ZM95 33V32H94ZM96 33H98V31L96 32ZM238 33V32H237ZM32 34V33H31ZM43 34V33H42ZM48 33H46V35H47ZM64 36H63V35ZM92 34V33H91ZM98 34H100V33H98ZM105 34V33H104ZM155 34V33H154ZM45 35V36H46ZM54 35V34H53ZM169 36H171V34H168ZM238 35V34H237ZM48 37H50L49 35H47ZM46 36V37H47ZM81 36V35H80ZM84 36V35H83ZM87 36V37H86ZM100 36V35H99ZM108 36H110V35H108ZM112 36V35H111ZM110 36V37H111ZM239 36H240V34H239ZM238 36V37H239ZM7 37V38H8ZM41 37V36H40ZM45 37V38H46ZM79 37V36H78ZM88 38L89 37V35H87V33L85 34V36L83 37V41L84 40H86V38ZM90 37H92V36H90ZM112 37H115V35L114 36H112ZM118 37V36H117ZM116 37V38H117ZM144 37L146 38V39H143L142 38V40H145V41H139V44L138 45H140V47H141V49H142V51L140 52V53H144L143 55H147L148 54V52H147V49H150L151 50V53H153L152 51V49L153 48H158V47H156V44H154V42H152V41H150L151 39H148V37L147 36H145L144 35ZM0 38H1V36H0ZM17 38V39H18ZM52 38V37H51ZM50 38V39H51ZM55 38H57V35H56V37L55 36H53V40L55 39ZM85 38V39H84ZM116 38H113V40H115ZM160 38V39H161ZM186 38V37H185ZM13 39V38H12ZM47 39V38H46ZM45 39V40H46ZM52 39H51V41H52ZM62 39V40H61ZM75 39V38H74ZM81 39V38H80ZM119 39H121V36H119L118 37V41H119ZM128 39V38H127ZM127 39H125V38H123L122 39V41H124V43L123 44H126V42L127 43H132V44H134L133 42H132V40L130 39V41L129 40H127ZM148 39V40H147ZM166 39V38H165ZM239 39H240V37H239ZM243 39V38H242ZM16 40V39H15ZM48 40V43L50 44L51 42H49L50 40L49 39H47ZM47 40H46V43H47ZM112 40V39H111ZM110 40V41H111ZM117 40H115V41H117ZM170 40V39H169ZM168 40V41H169ZM176 40V39H175ZM174 40V41H175ZM8 41V40H7ZM32 41V42H31ZM56 41V42H57ZM108 41V40H107ZM107 41H104V43H106L107 45L108 44H110V43H108ZM109 41V42H110ZM241 41V40H240ZM9 42V41H8ZM43 42V41H42ZM55 42V43H56ZM63 42V43H64ZM112 42H113V44H112ZM165 42V41H164ZM226 42L228 43V44H226ZM243 42V41H242ZM247 42H248V40H247ZM10 43V42H9ZM45 43V44H46ZM52 43H53V41H52ZM51 43V44H52ZM100 43V42H99ZM117 43V42H116ZM116 43L114 42V41H111V45H116ZM121 43V42H120ZM175 43V42H174ZM174 43H171V44H174ZM178 43H180L179 42V40H178ZM239 43V42H238ZM44 44V45H45ZM69 44V43H68ZM103 44V43H102ZM166 44V46L164 47L165 49H166V52H167V49L169 50L170 49V47H168V45H167V43H165ZM183 44V43H182ZM222 44V45H221ZM236 44V43H235ZM254 44H255V46L257 45L255 42H254ZM24 45V44H23ZM40 45H42V43L40 44ZM90 45V44H89ZM96 45V47L97 46H99L100 44H95ZM127 45V44H126ZM129 45V44H128ZM131 45V44H130ZM185 45V44H184ZM237 45H239V44H237ZM241 46H242V43L240 44ZM245 45H247V44H245ZM249 46H252L251 44H248ZM248 45H247V47L246 48H248ZM45 46H47V45H45ZM44 46V47H45ZM51 46V45H50ZM49 46V47H50ZM68 46V45H67ZM94 46V45H93ZM92 46V47H93ZM101 46V45H100ZM105 46V45H104ZM108 46H110V45H108ZM117 46V45H116ZM120 46H122V45H119L118 47H120ZM170 46V45H169ZM175 46V45H174ZM216 46H214V47H216ZM241 46H239V47H241ZM254 46V45H253ZM254 46V47H255ZM14 47V46H13ZM23 47V46H22ZM28 47V46H27ZM103 47V46H102ZM106 47V46H105ZM127 47V46H126ZM238 47V48H239ZM243 47V46H242ZM241 47V48H242ZM257 47H259L261 50L263 49V48H261L259 45H257ZM257 47H255V48H257ZM50 48H53V46L52 47H50ZM73 48V50H71ZM83 48V49H82ZM128 48H129V46H128ZM127 48V50H129ZM133 48H136V47H134L133 46ZM172 48H175V47H173L172 46ZM212 48V47H211ZM217 48V47H216ZM246 48H245V50H246ZM250 48V47H249ZM248 48V51L250 50ZM252 48V47H251ZM20 49V48H19ZM113 49V48H112ZM120 49V48H119ZM121 49H122V47H121ZM124 50H125V48H123ZM122 49V50H123ZM138 49H139V47H138ZM161 49V48H160ZM179 49V48H178ZM181 50L183 49V48H180ZM179 49V52L181 51ZM230 49V48H229ZM259 49V50H260ZM21 50V49H20ZM69 52H68V51ZM93 50V51H92ZM116 50V49H115ZM131 50L133 51L134 49H132V47H131ZM155 50V49H154ZM164 49H162L161 51V53H160V55L163 53V52H165V51H163ZM175 50V49H174ZM187 50V49H186ZM212 50V49H211ZM218 50V52L217 53H219L221 50H219V49H217ZM225 50V49H224ZM223 50V51H224ZM236 50V49H235ZM241 50H243L244 51V48L243 49H240V51ZM254 50V49H253ZM255 50H258V48L257 49H255ZM254 50V51H255ZM29 51V50H28ZM58 51V52H57ZM79 51H81V52H79ZM159 51V50H158ZM183 51H185V50H183ZM195 51V50H194ZM193 51V52H194ZM231 51H230V54H232L233 52H234V54H235V51H233L232 53H231ZM240 51H238V53L240 52ZM253 51V56H254V53H256L255 54V56H257V54H258V52H254ZM262 51H264V50H262ZM262 51H259L260 52V54L262 53ZM37 52H39V53H37ZM63 52V53H62ZM65 52H67V53H65ZM123 52V51H122ZM128 52V51H127ZM147 52V53H146ZM157 52V51H156ZM160 52V51H159ZM165 52V53H166ZM169 52V51H168ZM189 51H187V53H188ZM191 52V51H190ZM190 52H189V54H190ZM196 52V51H195ZM198 52V51H197ZM208 52H209V50H208ZM229 51H225V53L227 54ZM236 52H237V50H236ZM26 53V52H25ZM26 53V54H27ZM36 53V54H35ZM96 53V54H95ZM116 53H118V52H116ZM125 53V52H124ZM151 53H150V55H151ZM155 53V52H154ZM158 53V52H157ZM165 53H164V55H165ZM177 53V56H178V51L176 52ZM175 53V54H176ZM182 55L185 53H183V52H180ZM184 54V55H186V58H187V55H188V57L190 56L189 54ZM192 53V52H191ZM212 53V52H211ZM216 53V52H215ZM215 53H214V51H213V54L211 55L212 57L215 55ZM223 53V52H222ZM238 53H237V55H238ZM240 53H242V52H240ZM240 53H239V55H240ZM27 54V55H28ZM174 54V55H175ZM208 54H210V53H208ZM207 54V55H208ZM244 54H246V53H244ZM249 54L251 55L252 54V52L250 53V51H249ZM263 54V56H264V53H262ZM262 54H261V56H262ZM138 55V54H137ZM142 55V54H141ZM157 55V54H156ZM160 55H158L159 57H160ZM167 55L168 56H171V55H173V53L170 55V53H167ZM181 55V57H183ZM200 55H202V53L200 54ZM222 55H225V54H222ZM228 55V54H227ZM236 55V54H235ZM149 56V55H148ZM162 56V55H161ZM166 56V55H165ZM176 55L174 56L175 58L177 57ZM197 56V55H196ZM209 57H210V55H208ZM230 56V55H229ZM241 56H242V54H241ZM248 56V55H247ZM260 56V55H259ZM259 56H257V58L259 57ZM262 56V57H263ZM48 57H50V59L48 58ZM54 57V56H53ZM56 57V56H55ZM132 57H133V59H132ZM156 57V56H155ZM173 57V56H172ZM180 57V58H181ZM185 57V56H184ZM206 57V56H205ZM208 57V58H209ZM211 57V58H212ZM222 57H224V56H222ZM228 57V56H227ZM231 57H233V55L231 56ZM236 57V56H235ZM240 56H237V58H239ZM245 58H246V56H244ZM157 58V57H156ZM156 58H154V59H156ZM190 58V57H189ZM210 58V59H211ZM219 58H220V56H219ZM243 58V57H242ZM244 58V61L247 59H245ZM250 58H252L251 56H250ZM249 58V59H250ZM264 58V57H263ZM159 59H162V57L161 58H159ZM158 59V60H159ZM192 59V58H191ZM199 59V58H198ZM206 59V58H205ZM210 59H208V60H210ZM223 59V58H222ZM225 59V58H224ZM236 59V58H235ZM240 60H239V62L242 60L241 58H239ZM249 59H248V61H249ZM164 60H166V59H164ZM181 60V59H180ZM190 60V59H189ZM193 60V59H192ZM195 60V59H194ZM212 60V59H211ZM258 60V59H257ZM256 60V61H257ZM69 61V62H68ZM156 61V60H155ZM163 61V60H162ZM182 61V60H181ZM180 61V62H181ZM196 61V60H195ZM201 61V60H200ZM203 61V60H202ZM213 61V60H212ZM222 61V60H221ZM220 61V62H221ZM244 61H242V62H244ZM251 61H252V59H251ZM14 62V63H13ZM118 62V63H117ZM119 62H123V63H119ZM189 62V61H188ZM187 62V63H188ZM194 62V61H193ZM210 62V61H209ZM224 62V61H223ZM230 62V61H229ZM238 62V63H239ZM241 62V63H242ZM258 62H260V61H258ZM70 63V64H69ZM132 63V64H131ZM195 63V62H194ZM200 63V62H199ZM202 63V62H201ZM212 63V62H211ZM248 63V62H247ZM222 64V63H221ZM244 64V63H243ZM250 64H251V62H250ZM150 65V66H149ZM190 65V64H189ZM220 65V64H219ZM224 65H227V64H224ZM224 65H223V67H224ZM233 65V64H232ZM259 65H260V70L262 71H264V64H263V67L261 66V64L260 63H258V67L256 66V69H258L259 68ZM191 66V65H190ZM202 67V65H200V64H197V66L196 67H190L191 68V72H186L184 75H181L179 78H180V81H179V83H181L182 82V84H174L175 86H173L171 83V85L173 86V88H171L174 92H176V91H178V89L179 88H186L187 90H188V88H190V89H192L193 91H191L192 92V94H186V95H182V93H185V92H182L180 95H181V99H182V102L183 101H186V102H189L188 100H190L189 98H196V102H198L199 104L198 105H200V106H202L201 108H206V109H209V110H211L212 112H214L213 114H216V113H218L219 111H217L218 109V106L219 107H226V105H229V104H234V103H241V104H243L242 106H238L239 107V109H231L230 107H226L227 109H229L230 108V110H228V111H224V113H223V111L222 110H220V111H222V113H223V115L225 116V114H228V115H231V116H229V118H232L231 120H233V123H235L236 122V120H238L237 121V126L239 127V125H241V123L243 124V127H241L243 130H245L246 131V129H248V127L246 128V123L247 122H250V121H252L251 119L253 118V117H251V113L252 112H256V111H259L260 109H259V107H258V109L257 110H255V106L254 105H256L255 104V102L257 101L256 100V97L257 96H259L260 94L258 93L259 92V89L256 87L257 86V81L256 80H258L257 79V76H256V78L254 79L253 78V80H255V82L252 80V78H250V79H248V80H252L253 82H254V84H252L251 83V81H248L247 80V83L248 84H246V83H244L243 82V79L241 80L242 81V83H241V85H236V86H234V87H230L231 85L229 84V87H227L226 85V88H224V87H222V85L221 86H217V83L215 82L214 84L209 80V81H205V79H203L201 76H200V78L198 77V78H196L197 76V74L199 73H197L196 75H195V73H196V71H199V69H197L198 67ZM203 68L204 69H206V65H204L203 64ZM210 66H211V64H210ZM220 66H222V65H220ZM229 66V65H228ZM248 66V65H247ZM163 67V68H162ZM186 67V66H185ZM185 67H181V69L182 68H185ZM213 67V66H212ZM211 67V68H212ZM233 67V66H232ZM231 67V64H230V67L229 68H232ZM241 68V67H240ZM10 69V70H11ZM163 69L165 70L166 69V71H168V70H173V73H171L170 75H169V71H168V75H165V73H164V71H163ZM188 69V68H187ZM245 70V67H243L242 68V70ZM251 69V68H250ZM255 69V70H256ZM171 70V71H172ZM176 70V71H175ZM183 70V69H182ZM247 70V69H246ZM8 71V70H7ZM44 71H46L45 72V74H48V73H51V74H49V75H47L48 77H45L43 74H44ZM48 71V72H47ZM175 71V72H174ZM185 71V70H184ZM188 71H189V69H188ZM248 71H249V69H248ZM257 72H258V70H256ZM262 71V72H263ZM2 72H4V71H2V70H0V74L2 73ZM260 73V72H259ZM264 73V72H263ZM4 74V73H3ZM187 74L188 75H190L191 77H188L189 79L188 80H185V76H187ZM192 74H194V75H192ZM2 75V74H1ZM171 75H173V76H171ZM199 75H200V73H199ZM203 75V74H202ZM4 76H5V74H4ZM205 76V75H204ZM253 76V75H252ZM18 77V78H19ZM98 77V78H97ZM57 78V77H56ZM260 78V77H259ZM207 79V78H206ZM24 80H26V79H24ZM32 80H30L31 82H32ZM60 80V79H59ZM27 81V80H26ZM62 82H65V81H63V79L61 80ZM61 81H59V82H61ZM108 81V82H107ZM184 81H187L188 83H191V85H193V83H194V85H193V87L190 85H185V82ZM38 82V83H39ZM62 82H61V84H62ZM67 82V81H66ZM107 82V83H106ZM159 82H161L160 84H159ZM184 82V83H183ZM22 83V82H21ZM21 83H19V84H21ZM68 83H70V81L68 82ZM40 84V83H39ZM59 84V83H58ZM64 84V83H63ZM16 85V84H15ZM18 85V84H17ZM25 85V84H24ZM171 85L169 86V87H171ZM19 86V85H18ZM27 86V85H26ZM88 86V85H87ZM87 86H85V87H87ZM106 86H108V87H106ZM20 87V86H19ZM89 87V86H88ZM91 87V86H90ZM169 87H167V88H169ZM250 87V88H249ZM255 87L257 88V89H255ZM262 87V86H261ZM36 88V87H35ZM100 88H98V89H100ZM91 89V88H90ZM124 89V90H125ZM224 89H226V90H224ZM255 89V90H254ZM28 90V89H27ZM126 90V91H127ZM140 90V92H138ZM153 90V89H152ZM155 90V89H154ZM87 91V90H86ZM123 91V90H122ZM131 91V92H130ZM156 91V90H155ZM202 91V92H201ZM6 92V91H5ZM92 92V91H91ZM125 92V91H124ZM181 92V91H180ZM105 93V92H104ZM112 93V92H111ZM208 93V94H207ZM224 95H223V94ZM25 94V93H24ZM85 94H87V93H85ZM101 94V93H100ZM120 94H122V93H120ZM257 94H259V95H257ZM22 95V94H21ZM29 95V94H28ZM151 95V96H152ZM170 95V94H169ZM179 95V94H178ZM180 95H179V97H180ZM244 95V96H243ZM263 95V94H262ZM148 96H150V95H148ZM172 96V95H171ZM174 96V95H173ZM177 96V95H176ZM245 96H247V97H245ZM4 97V96H3ZM121 97V96H120ZM146 97V98H145ZM175 97V96H174ZM230 97V98H229ZM261 97V96H260ZM20 98V97H19ZM27 98V97H26ZM81 98V97H80ZM127 98V97H126ZM139 98V99H138ZM177 98H178V96H177ZM258 98V97H257ZM262 98V97H261ZM260 98V99H261ZM31 99V98H30ZM185 99V100H184ZM193 99H192V101H193ZM262 99H264V98H262ZM53 100V99H52ZM129 100V99H128ZM131 100H133V99H131ZM177 100V99H176ZM79 101V100H78ZM179 101V100H178ZM259 101V100H258ZM257 101V102H258ZM1 102V101H0ZM129 102V101H128ZM256 102V103H257ZM4 103V102H3ZM72 103V102H71ZM87 103V102H86ZM145 103V102H144ZM261 103H262V101H261ZM94 104V103H93ZM149 104V103H148ZM147 104V105H148ZM183 104V103H182ZM186 104V103H185ZM258 104V103H257ZM259 106V105H258ZM262 106V105H261ZM155 107V106H154ZM256 107H257V105H256ZM175 108V107H174ZM4 109V108H3ZM3 109H0V153H2L3 152V150L5 149V148H7V147H9V144L10 143H12V142H16V141H18L19 139H21V138H24L23 137V134H22V136H21V134H20V131H23V129H24V126L26 125V123L27 122H25L26 120L25 119H27V121L29 122H31V121H40V122H48L49 120L48 119H41V116L39 117V118H35L34 117V119L33 118H31V117H28V116H26V115H21V114H19V113H17V112H14V110H12L13 112H8L6 109L7 108H5V110H3ZM35 109V108H34ZM33 109V110H34ZM125 109V108H124ZM200 109V108H199ZM39 110V109H38ZM43 110H44V108H43ZM176 110V109H175ZM242 110H244L245 111V114H243V116H242ZM162 111V110H161ZM201 111V110H200ZM263 111H264V109H263ZM261 112V113H263L264 114V112ZM44 112V111H43ZM211 112V113H212ZM30 113V112H29ZM221 113V112H220ZM222 113H221V115H222ZM253 113V114H254ZM261 113H259V114H261ZM28 114V113H27ZM39 114H41V113H39ZM159 114V113H158ZM162 114V113H161ZM180 114V113H179ZM258 114V115H259ZM263 114H261V116L263 115ZM185 115V114H184ZM207 115V114H206ZM210 115V114H209ZM208 115V116H209ZM228 115L227 116H225V117H227L228 118ZM258 115H256L257 117H258ZM35 116H36V114H35ZM46 116V115H45ZM50 116V115H49ZM120 116V115H119ZM169 116V115H168ZM167 116V117H168ZM254 116V115H253ZM2 117H9L10 118V122H8V123H6V120H5V122H3V120L4 119H2ZM43 117V116H42ZM146 117V116H145ZM165 117V116H164ZM170 117V116H169ZM168 117V118H169ZM174 117V116H173ZM251 117V118H250ZM49 118V117H48ZM117 118V117H116ZM168 118L167 119H165L164 121L166 122V120H168ZM177 118V117H176ZM210 118V117H209ZM7 120H8V118H6ZM172 119V118H171ZM79 120V119H78ZM143 120V119H142ZM172 120H174V118L172 119ZM183 120V119H182ZM192 120V119H191ZM259 121H261L260 119H258ZM257 120V121H258ZM162 121V120H161ZM168 121H170V119L168 120ZM167 121V122H168ZM194 121V120H193ZM220 121H222V122H224V120H222V118L219 120V122ZM228 121V120H227ZM227 121H225V123H227ZM235 121V122H234ZM29 122V123H30ZM52 122V121H51ZM174 122V121H173ZM208 122V121H207ZM216 122V121H215ZM262 122H264V121H262ZM141 123V122H140ZM177 123V122H176ZM190 123H191V121H190ZM229 123V122H228ZM232 123V122H231ZM255 123H256V121H255ZM258 123V122H257ZM31 124V123H30ZM73 124V123H72ZM170 124V123H169ZM189 124V123H188ZM218 124V123H217ZM223 124V123H222ZM222 124L220 125V127L222 126ZM254 123H250V125H253ZM34 125V124H33ZM41 125V124H40ZM74 125V124H73ZM78 125V127H82V128H84V129H90L91 128V125L89 126V124H86L85 122H79V124H77ZM172 125V123L170 124V126ZM174 125V124H173ZM249 125V124H248ZM247 125V126H248ZM37 126V125H36ZM35 126V127H36ZM49 126V125H48ZM72 126V125H71ZM76 126V125H75ZM178 126H179V124H178ZM206 126V125H205ZM253 126H255V124L253 125ZM64 127V126H63ZM164 127V126H163ZM207 127H208V125H207ZM213 127H215V126H213ZM227 127V128H226ZM226 127H222L221 129H220V131H222L223 132V135L222 136H208V137H203V136H201L200 138L199 137H197V135L196 136H194V134H189V131L187 132V134L186 133H184V134H179L181 131H179L178 130V128L176 127H171L170 129H172V132L174 131V134L175 133H178L179 135H176L175 134V138L177 137V139H178V141L180 142V143H183L184 142V144L183 145H185V148L183 149L182 147H178V144H176L175 142H172L173 141V138H166V137H168V136H170L169 134H168V136H166L165 138H163L162 140L161 139H158V138H154V139H156L155 141H153V142H151L150 144H148L149 146H151V147H156V150H157V147H161L159 150H165V152H163V153H167L168 151H170V152H172V150H173V154H171V155H169V154H167L164 158L167 160V162H164L166 165H160V167L159 168H161V170L163 169L164 171H161L160 169V173H162V172H164L165 173V171H167L168 169H169V167L170 166H172L173 167V164L172 165H170L171 164V162H172V160L173 159H175V162H176V160H178V162L179 163H181L182 161H183V159H184V157H186V164L188 165V164H190V166H191V163L192 164H195L196 162H197V160H200V161H202L203 162V164L204 163H206L205 165H204V167L203 168H205V169H203V168H201L202 169V171L199 173V174H197L194 170L195 169H193V170H190L191 172H190V177H191V179H192V177H198L197 179H199V181H200V183H199V185H197L196 186V183H194L195 184V188H201V187H208L207 188V190H205V191H203V193H206V194H203L202 196H204V199L206 198V196L207 197H209V198H211L214 202H216V204H217V202L219 203V202H228V203H230L233 199H236V197L237 198H242L241 199V202H244V204L245 205H247L246 206V208H249L250 209V213L251 214H253V215H261V213L264 211V137H263V133H264V131L263 132H261L262 134H260V135H262V136H258V137H256V136H243L239 131H237L238 130V128H236V126H234V124H233V126H231L230 124L228 125V126H226ZM244 127L246 128V129H244ZM250 127V126H249ZM252 127V126H251ZM256 127V126H255ZM6 128V129H5ZM65 128V127H64ZM68 128V127H67ZM74 128V127H73ZM76 128V127H75ZM217 128H219V126H217ZM258 128V127H257ZM29 129H30V127H29ZM83 129V130H84ZM95 129V128H94ZM108 129V128H107ZM114 130H116L117 131V129L114 127L113 128ZM184 129V128H183ZM207 129H209V128H207ZM225 129H227V130H225ZM237 129V130H236ZM56 130V129H55ZM99 130V129H98ZM111 130V129H110ZM157 130V129H156ZM177 130L179 131V132H177ZM211 130V129H210ZM214 130V129H213ZM237 132H236V131ZM255 130H257L256 128H255ZM13 131H18V135L17 136H15V135H13ZM30 131V130H29ZM104 131V130H103ZM167 131V133L169 132L168 130H166ZM202 131V130H201ZM214 131H216V129L214 130ZM248 131V130H247ZM246 131V132H247ZM251 131H254V129L252 130L251 129ZM259 131V130H258ZM80 132V131H79ZM84 132V131H83ZM159 133V131H155V130H151L149 133ZM172 132H171V135H172ZM185 132V131H184ZM204 132V131H203ZM212 132V131H211ZM27 133V132H26ZM29 133V132H28ZM32 133H34V132H32ZM165 133V132H164ZM164 133L163 134H160V136H157V137H162L163 135H164ZM167 133H166V135H167ZM182 133V132H181ZM195 133V132H194ZM205 133H207V132H205ZM218 133V132H217ZM238 133V134H237ZM251 134H252V132H250ZM258 133V132H257ZM14 134H16V132L14 133ZM30 134V133H29ZM90 134H91V132H90ZM173 134V135H174ZM196 134V133H195ZM211 134H213V135H216V133H211ZM220 133H218L217 135H219ZM222 134V133H221ZM48 135V134H47ZM98 135V134H97ZM100 135V134H99ZM199 135V134H198ZM207 135V134H206ZM209 135V134H208ZM257 135V134H256ZM31 136V135H30ZM99 137V136H98ZM203 137V138H202ZM34 138V137H33ZM102 138V137H101ZM104 138H105V136H104ZM109 139L110 138H112V137H108ZM139 138V137H138ZM184 138H188V139H197L196 141H194V142H189V141H187L186 139H184ZM199 138V139H198ZM35 139V138H34ZM97 139V138H96ZM99 139V138H98ZM109 139L108 140H106V141H109ZM114 139V138H113ZM112 139V140H113ZM116 139V138H115ZM115 139H114V141H115ZM135 139V138H134ZM143 139V138H142ZM24 140V139H23ZM22 140V141H23ZM45 140V139H44ZM86 140V139H85ZM36 141H38V140H36ZM42 141V140H41ZM89 141V140H88ZM92 141V140H91ZM94 141H95V139H94ZM111 141V140H110ZM135 141V140H134ZM86 142V141H85ZM122 142V141H121ZM144 142H145V140H144ZM22 143V142H21ZM119 143H120V140H119ZM136 143V142H135ZM140 143V142H139ZM19 144H20V142H19ZM56 144V143H55ZM54 144V145H55ZM85 144V143H84ZM116 144V143H115ZM130 144V143H129ZM128 144V145H129ZM134 143L132 142V145H133ZM141 144H143V143H141ZM10 145H13V144H10ZM25 145V144H24ZM47 145V144H46ZM88 145V144H87ZM86 145V146H87ZM96 145H99V144H97L96 143ZM121 145V144H120ZM136 145V144H135ZM145 145V144H144ZM143 145V146H144ZM53 146V144H49V146L48 147H52ZM86 146H84V148L86 147ZM122 146V145H121ZM121 146H119V149H120V147ZM134 146V145H133ZM13 147V146H12ZM19 147V146H18ZM82 147V146H81ZM103 147V146H102ZM123 147H125V146H123ZM141 147H142V145H141ZM146 147V146H145ZM163 147V148H162ZM173 147V148H172ZM176 147H178V148H180V149H178V148H176ZM29 148V147H28ZM27 148V150H29L30 151V149H28ZM53 148V147H52ZM57 148H58V145H57ZM109 147H107V149H108ZM118 148V147H117ZM135 148V147H134ZM147 148V147H146ZM21 149V148H20ZM36 149H37V147H36ZM50 149V148H49ZM55 149V148H54ZM66 149V148H65ZM97 148H95V150H96ZM102 149V148H101ZM105 149V148H104ZM110 149V148H109ZM118 149V150H119ZM122 149V148H121ZM127 149V148H126ZM152 149V148H151ZM175 149H177V151H176V154H174L175 152H174V150ZM15 150V149H14ZM24 150V149H23ZM41 150V149H40ZM51 150H53V149H51ZM59 150V149H58ZM155 150V151H156ZM8 151V150H7ZM6 151V152H7ZM17 151V150H16ZM37 151H39V150H37ZM42 151V150H41ZM73 151V150H72ZM102 152H104V151H107L106 149L105 150H101ZM110 151V150H109ZM109 151H107V152H109ZM128 151V150H127ZM126 151V152H127ZM134 151V150H133ZM133 151H131V152H133ZM158 151V150H157ZM185 151H187L188 153L187 154H183V152H185ZM215 151V152H214ZM20 152H21V150H20ZM27 153H29L28 151H26ZM32 152V151H31ZM45 152V151H44ZM58 152V151H57ZM56 152V153H57ZM62 152V151H61ZM85 152V151H84ZM87 152H89V151H87ZM118 151H116V153H117ZM130 152V151H129ZM170 152H168V153H170ZM14 153V152H13ZM13 153H11L12 155H13ZM16 153V152H15ZM22 153V152H21ZM40 153V152H39ZM95 153V152H94ZM101 153V152H100ZM111 153V152H110ZM119 153V152H118ZM117 153V156H119V154ZM124 153V152H123ZM128 153V152H127ZM126 153V154H127ZM142 153V152H141ZM144 153V152H143ZM10 154V155H11ZM50 154V153H49ZM52 154V153H51ZM58 154V153H57ZM64 154V153H63ZM81 154V153H80ZM102 154V153H101ZM100 154V155H101ZM106 154H108V156H109V159L110 158H112L110 155L112 154L113 155V152L109 155V153H106ZM132 154V153H131ZM130 154V155H131ZM161 156H162V153H161V151H160V153H159ZM158 154V155H159ZM6 155V154H5ZM21 155V154H20ZM19 155V156H20ZM25 155V154H24ZM31 155H32V153H31ZM55 155V154H54ZM86 155H87V153H86ZM94 155V154H93ZM98 155V154H97ZM96 155V156H97ZM102 155H104V153L102 154ZM142 155V154H141ZM145 155H147L146 153H145ZM149 155V154H148ZM157 155V156H158ZM159 155V156H160ZM23 156V155H22ZM53 156V155H52ZM72 156V155H71ZM89 156V155H88ZM88 156H87V158H88ZM92 156V155H91ZM90 156V158H92ZM117 156L115 157H113V158H117ZM126 156V155H125ZM133 156V155H132ZM131 156V157H132ZM140 156V155H139ZM154 156V155H153ZM222 157L223 156V158L225 157V158H227V159H229L230 161H233V163H236V162H239V163H243V166H241V165H238V168L241 166V167H243L242 169H245V171H242L241 172V174L240 175H238L239 177H240V180H241V183H243V185L245 184V187H243L242 189H240L239 187L238 188H236V184H237V182L239 181V179L238 180H235V178H237L236 176H235V174L236 173H234L233 172V169L232 168H225V165H224V161H223V163L222 162H220V161H218V162H216L217 161V158L218 157ZM3 157V156H2ZM1 157V158H2ZM6 157H9L10 158V160L11 159H13V158H11L10 156H8V154H7V156H5V160L7 159ZM25 157V156H24ZM28 157H30V154H29V156ZM34 157V156H33ZM37 158L39 157V156H36ZM61 157V156H60ZM63 157V156H62ZM70 157V156H69ZM95 157V156H94ZM93 157V158H94ZM99 157V155L97 156V158ZM135 157V155L133 156V158ZM138 157V156H137ZM150 157H152V156H150ZM156 157V156H155ZM1 158H0V160H1ZM8 158V159H9ZM18 158V157H17ZM83 158V157H82ZM93 158H92V160H93ZM96 158V159H97ZM105 158H107V157H105ZM104 158V159H105ZM15 157H14V160H13V166H15V164L16 163H14L15 162ZM26 159V158H25ZM27 159H29V158H27ZM89 159V158H88ZM101 159V158H100ZM99 159V160H100ZM108 159V158H107ZM121 159V158H120ZM143 159H145V158H142V160ZM149 159V158H148ZM151 159H153L152 161L150 160V161H147V162H153L154 163V157L153 158H151ZM246 159H248L247 160V162H246ZM24 160V159H23ZM41 160V159H40ZM56 160H57V158H56ZM85 160V159H84ZM103 160V159H102ZM116 160H118V159H116ZM128 160V159H127ZM130 160H131V158H130ZM133 160V159H132ZM138 160V159H137ZM146 160H147V158H146ZM146 160H143L144 161V163H145V161ZM156 160V159H155ZM185 160V159H184ZM218 160H220V159H218ZM251 160V162H249ZM1 161H3V160H1ZM17 161V164H18V160H16ZM32 161V160H31ZM30 161V162H31ZM36 160H34L33 162H35ZM43 161V160H42ZM60 161V160H59ZM68 161V160H67ZM95 161V160H94ZM135 161V160H134ZM140 161V160H139ZM138 161V162H139ZM160 161V160H159ZM6 162H7V160H6ZM5 162V163H6ZM9 162V161H8ZM32 162V163H33ZM90 162H91V160H90ZM90 162H88V163H90ZM96 162V161H95ZM118 162V161H117ZM133 162V161H132ZM146 162V164H148ZM184 162V161H183ZM208 162H210V163H208ZM226 162V161H225ZM42 163V162H41ZM63 163V162H62ZM65 163V162H64ZM67 163V162H66ZM94 163V162H93ZM99 163V162H98ZM97 163V164H98ZM105 163V162H104ZM103 163V164H104ZM122 163V162H121ZM129 163V162H128ZM143 163V164H144ZM152 163V164H153ZM160 163V162H159ZM170 163V164H169ZM173 163H174V161H173ZM230 163V162H229ZM37 164V163H36ZM81 164V163H80ZM84 164V163H83ZM97 164H96V166H97ZM100 164V163H99ZM98 164V165H99ZM111 164V163H110ZM114 164H116V161H115V163ZM155 164V163H154ZM186 164H185V162L184 163H181V164H179L178 166L176 165V163L174 164V165H176L175 167H176V169L178 168L179 169V171L180 172H178V174L177 173H175L174 172V177L176 176V177H179L180 179H182V178H184L185 177V175L184 174H187V173H184V171L186 170V168L184 167V166H186ZM12 165V164H11ZM23 165V164H22ZM22 165H19L18 164V166H22ZM45 165V164H44ZM63 165V164H62ZM82 165V164H81ZM94 165V164H93ZM92 164H91V166H93ZM105 165V164H104ZM112 165V164H111ZM111 165H110V168H111ZM133 165V164H132ZM132 165H131V167H132ZM231 165V164H230ZM26 166V165H25ZM25 166H23V167H25ZM68 166V165H67ZM69 166H71L70 164H69ZM75 166V165H74ZM83 166V165H82ZM96 166L93 168V167H91V168H93V169H96ZM100 166V165H99ZM106 167H107V165H105ZM227 166V165H226ZM236 166V165H235ZM31 167V166H30ZM35 167H36V165H35ZM48 167V166H47ZM66 167V166H65ZM72 167V166H71ZM102 167V166H101ZM101 167H99L100 169H101ZM114 167H115V165H114ZM113 167V168H114ZM148 167V166H147ZM155 167V166H154ZM156 167H158V166H156ZM172 167H171V170H172ZM200 167H202L201 166V164L197 167V168H200ZM231 167V166H230ZM233 167V166H232ZM1 168V167H0ZM16 168H17V166H16ZM27 168V167H26ZM25 168V169H26ZM90 168V169H91ZM98 168V169H99ZM113 168H111V169H113ZM117 168V167H116ZM115 168V169H116ZM125 168V167H124ZM127 168V167H126ZM190 167H188V169H189ZM8 169V168H7ZM19 169H20V167H19ZM18 169V170H19ZM22 170H19V171H23L24 169L23 168H21ZM36 169H37V167H36ZM98 169H97V171H98ZM128 169H130V168H128ZM134 169V168H133ZM157 169V168H156ZM192 169V168H191ZM240 169V168H239ZM6 170V169H5ZM38 170V169H37ZM37 170L35 171V173L37 172ZM42 170V169H41ZM47 170V169H46ZM119 170V169H118ZM121 171H122V169H120ZM124 170V169H123ZM127 169H125V171H126ZM131 170V169H130ZM148 170H150L149 168H148ZM152 170H155V169H152ZM151 170V171H152ZM158 170V171H159ZM171 170H170V172H171ZM184 170V171H183ZM1 171H3L2 169L0 170V172ZM40 171V170H39ZM71 171H73V170H71ZM86 171V170H85ZM96 171V172H97ZM101 171H103V170H101ZM108 171V170H107ZM110 171L111 170H109V173H110ZM113 171V170H112ZM112 171H111V173H112ZM115 171V170H114ZM121 171H119V172H121ZM134 171H136V173H137V171L138 170H134ZM143 171V170H142ZM147 171V170H146ZM156 171V170H155ZM169 171V170H168ZM168 171L166 172V174L168 173ZM175 171V170H174ZM193 171V172H192ZM6 172L7 171H5V174H6ZM41 172V171H40ZM43 172V171H42ZM52 172V171H51ZM55 172V171H54ZM69 172V171H68ZM91 172L93 173V171H92V169H91ZM123 172V171H122ZM177 172V171H176ZM1 173H3V175H4V178H5V176H7V179H9L8 177H9V175H5L4 174V171L3 172H1ZM12 173V172H11ZM20 173V172H19ZM23 173L25 174L26 172L25 171H23ZM22 172H21V176H23L24 174H23ZM53 173V172H52ZM76 173V172H75ZM78 173V172H77ZM85 173V172H84ZM89 173V172H88ZM91 173V174H92ZM102 173V172H101ZM103 173H105V171L103 172ZM110 173V179L112 180V175H113V173L111 174ZM117 173V172H116ZM124 173V172H123ZM159 173V174H160ZM164 173L162 174L163 176H164ZM13 174V173H12ZM27 174V173H26ZM25 174V175H26ZM96 174V173H95ZM100 174V173H99ZM119 174V173H118ZM122 174V173H121ZM142 174V173H141ZM143 174H144V172H143ZM153 174V173H152ZM155 174V173H154ZM196 174V175H195ZM2 174H1V176H3ZM16 175V174H15ZM66 175V174H65ZM83 174H81V176L80 177H85V174H84V176H82ZM87 175V174H86ZM93 175V174H92ZM98 175V174H97ZM106 175H108L107 177L109 178V174H106ZM129 175V174H128ZM134 175V174H133ZM129 175V176H126V183H124V182H122V181H120V179L119 178H117L118 180L117 181H119V182H117V183H119V185L120 186H126V187H131L130 185H134L135 184V188L137 189V186L140 184L139 183V180H140V182H141V179H142V182H143V180H144V178H136L135 176L136 175ZM147 175V174H146ZM155 175H157V172H156V174ZM161 175V174H160ZM172 175V174H171ZM31 176V178L34 176V174L33 175H30ZM29 176V177H30ZM39 176V175H38ZM50 176V175H49ZM121 176V175H120ZM123 176V175H122ZM168 176V175H167ZM17 177V176H16ZM54 177V176H53ZM90 177V176H89ZM102 177V176H101ZM115 177H117V176H115ZM115 177H113V179H115L116 180V178ZM140 177V176H139ZM152 177V176H151ZM156 177H158V179H159V176L157 175ZM155 177V178H156ZM162 177V176H161ZM166 177V176H165ZM170 178H171V176H169ZM169 177H167L168 179H170ZM175 177V178H176ZM23 178V177H22ZM21 178V180L20 181H23L24 182V180L25 179H22ZM25 178V177H24ZM44 178V177H43ZM83 178H80V179H83ZM103 178V177H102ZM148 178V177H147ZM27 179V178H26ZM33 179V178H32ZM70 179H72L71 177H69V180ZM84 179H87V178H84ZM91 178H88L87 180H89V181H92V179L90 180ZM110 179H109V181H110ZM124 179V178H123ZM157 178L156 179H154L153 180V178L152 179H149L148 178V182H146L147 183V185L146 184H142V186H144V188H146L147 189V191H148V189L149 190H152V191H157V193L158 194H156V198L154 197L153 199H155V200H158L157 201V204H159V207H160V205H168V200H167V198H170V195H163L164 193L162 192L163 191V187L161 186V184H163V177H162V180L160 179V180H158ZM14 180V179H13ZM12 180V183L13 182H16L15 180L13 181ZM36 180V179H35ZM50 180V179H49ZM48 180V181H49ZM74 180V179H73ZM122 180V179H121ZM166 180V179H165ZM171 180V179H170ZM174 180V179H173ZM173 180H171V181H173ZM178 179H176V181H177ZM190 180V179H189ZM1 181V180H0ZM19 181V183H21ZM33 181V180H32ZM32 181H30V182H32ZM56 181V180H55ZM72 181V180H71ZM84 181V180H83ZM95 182H97L96 180H94ZM94 181H93V183H94ZM112 181H114V180H112ZM160 181H163L162 183H160ZM191 181V180H190ZM195 181H196V179H195ZM194 181V182H195ZM34 182H36V181H34ZM34 182H33V184H34ZM47 182V181H46ZM51 182V181H50ZM59 182V181H58ZM85 182H86V180H85ZM116 182V181H115ZM141 182V183H142ZM166 182V181H165ZM165 182H164V185H165ZM178 182V181H177ZM223 182V183H222ZM1 183H2V181H1ZM0 183V187H4V185H6V183L5 184H1ZM4 183V182H3ZM12 183H10V185L12 184ZM26 183H27V181H26ZM25 183V184H26ZM45 183V182H44ZM52 183V182H51ZM73 183V182H72ZM81 183H83L82 181H81ZM100 183V182H99ZM111 182H109V185H111L110 184ZM179 183V182H178ZM185 183V182H184ZM183 183V184H184ZM14 184H16V183H14ZM24 183H21L20 184V187L23 185ZM32 184V183H31ZM38 184V183H37ZM36 184V185H37ZM49 184V183H48ZM47 184V185H48ZM53 184V183H52ZM69 184V183H68ZM88 184V183H87ZM113 184H115V183H113ZM112 184V185H113ZM136 184H137V186H136ZM172 184L174 185L175 183H173L172 182ZM215 184H217V186L216 187H218L219 186V188H217L216 189V191H215V189H214V191L217 193L216 195H212V193H210V192H208V191H212V190H210V188L212 189V186L213 185H215ZM95 185V184H94ZM99 185V184H98ZM186 185H188V184H186ZM7 186V185H6ZM19 185H17V187H18ZM30 187H31V185H29ZM54 186H55V183H54ZM97 186V185H96ZM105 186V185H104ZM119 186V187H120ZM141 186V185H140ZM159 186H160V188H159ZM166 186V185H165ZM171 186V185H170ZM181 186H183L182 184L179 186H177V188H175L176 190H178L179 188L178 187H181ZM9 187H11V186H9ZM20 187H18V189L20 188ZM24 187V186H23ZM34 187V186H33ZM56 187V186H55ZM60 187V186H59ZM65 187V186H64ZM69 187V186H68ZM68 187H66L65 189H67ZM80 186H78V188H79ZM114 187V186H113ZM147 187H149V188H147ZM162 187V188H161ZM172 187V186H171ZM174 187H176L175 185H174ZM174 187H173V189H174ZM186 187H188V186H186ZM186 187H184L185 189H186ZM192 187V186H191ZM216 187H213V188H216ZM242 187V186H241ZM8 188V187H7ZM15 187L13 186V188L11 189V190H8V189H10V188H8V189H5V191H8L9 193L14 189ZM26 188V187H25ZM24 188V189H25ZM41 188V187H40ZM48 188V187H47ZM47 188H45V189H47ZM58 187H56V189H57ZM78 188H76V189H78ZM116 188V187H115ZM117 188H118V186H117ZM140 189H141V187H139ZM143 188V187H142ZM157 188H159V189H157ZM184 188H180V189H184ZM234 188V189H233ZM236 188V189H235ZM18 189H16L15 188V190H14V192H17L16 190H18ZM28 189V188H27ZM42 189V188H41ZM55 189V188H54ZM100 189V188H99ZM104 189V188H103ZM132 189V188H131ZM130 189V190H131ZM164 189H165V187H164ZM167 189V188H166ZM168 189H169V186H168ZM174 189V190H175ZM192 189H193V187H192ZM202 189V188H201ZM205 189V188H204ZM29 190V189H28ZM52 190V189H51ZM92 190V189H91ZM95 190V189H94ZM114 190H116V189H114ZM113 190V191H114ZM120 190H122V188L120 189ZM132 190H135L134 189V187H133V189ZM170 190V189H169ZM172 190V189H171ZM187 190H190V187H189V189H187ZM229 190V191H228ZM239 190H241V194H239L240 196H235V193L237 194V191ZM5 191H3V192H5ZM43 191V190H42ZM61 191V190H60ZM80 191V190H79ZM100 191V190H99ZM102 191H104V190H102ZM117 191V190H116ZM128 191H129V189H128ZM140 191V190H139ZM138 191V192H139ZM152 191H148V192H152ZM198 191V190H197ZM238 191V192H239ZM19 192V191H18ZM17 192V193H18ZM78 192V191H77ZM81 192H82V190H81ZM91 192V191H90ZM98 192V191H97ZM106 192V191H105ZM104 192V193H105ZM119 192V191H118ZM135 192V191H134ZM136 192H137V190H136ZM144 192H145V189H144ZM165 192V191H164ZM167 192V191H166ZM169 192V191H168ZM171 192V191H170ZM175 192V191H174ZM183 193V191H181L180 190V193ZM7 193V192H6ZM5 193V194H6ZM30 193V192H29ZM41 193V192H40ZM60 193V192H59ZM68 192H66V194H67ZM70 193V192H69ZM74 193V192H73ZM92 193H93V190H92ZM102 193V192H101ZM114 193V192H113ZM140 193H141V191H140ZM139 193V194H140ZM177 193H178V191H177ZM176 193V194H177ZM193 193V192H192ZM201 193H202V191H201ZM8 194V193H7ZM6 194V195H7ZM26 194V193H25ZM33 194V193H32ZM36 194V193H35ZM50 194H51V192H50ZM80 194V193H79ZM91 194V193H90ZM105 194H107V193H105ZM120 193H118V195H119ZM133 194V193H132ZM136 194V193H135ZM160 194H162V196H159ZM165 194H167V193H165ZM171 194H172V192H171ZM176 194H174V195H171V200H170V202L171 201H173V204H175V202H174V199H176ZM183 194H185V193H183ZM182 194V195H183ZM188 194H189V191H188ZM188 194H185V195H187L186 197L189 199V200H194V199H197V201H202V200H204L203 199V197L202 198H198L197 196H196V198H191V196L192 197H194L193 195H197L195 192H194V194H192V195H188ZM2 195H3V193H2ZM10 195V194H9ZM14 195H15V193H14ZM13 195V196H14ZM18 195V194H17ZM17 195H16V197H14L13 199H17L18 197H17ZM22 194H20V196H21ZM39 195V194H38ZM44 195V194H43ZM49 195V194H48ZM52 195V194H51ZM54 195H56V194H54ZM69 195V194H68ZM78 195V194H77ZM96 195V194H95ZM94 195V196H95ZM114 196H115V193L113 194ZM123 195V194H122ZM144 195V194H143ZM176 195V196H175ZM181 195V196H182ZM198 195H200V194H198ZM210 195H212V196H210ZM19 196V195H18ZM22 196H25V195H22ZM22 196H21V198H22ZM31 196V195H30ZM41 196V195H40ZM93 196V195H92ZM104 196V195H103ZM107 196V198H109V196L108 195H106ZM127 196V195H126ZM129 196V195H128ZM137 196V197H136ZM135 197H133V198H139L140 196H142L141 194L139 195V197H138V195H136ZM151 196V197H152ZM175 196V197H174ZM184 196V195H183ZM183 196H182V198H183ZM3 197H5V200H7L6 199V196L4 195ZM26 197V196H25ZM36 197V196H35ZM35 197H34V199H35ZM53 197V196H52ZM70 197V196H69ZM68 197V198H69ZM81 197V196H80ZM105 197V196H104ZM113 196L111 195L110 196V198H111V200L113 199L112 198ZM144 197H145V195H144ZM148 197V196H147ZM178 197H179V194H178V196H177V201H176V205H178L179 204V202L182 200V198H181V200L179 201V199H178ZM20 198V197H19ZM18 198V199H19ZM28 198V197H27ZM31 198V197H30ZM33 198V197H32ZM63 198V197H62ZM61 198V199H62ZM71 198V197H70ZM69 198V199H70ZM106 197L104 198V199H106V200H108ZM109 198V199H110ZM116 198V197H115ZM115 198H114V200H115ZM120 198V197H119ZM124 198V197H123ZM126 198H129V197H126ZM143 198V197H142ZM1 199H2V197H1ZM12 199V198H11ZM17 199V200H18ZM26 198H24L23 199V201L25 200ZM53 199V198H52ZM76 199V198H75ZM80 199V198H79ZM85 199V198H84ZM95 199H97V198H95ZM149 199H150V197H149ZM183 199H186V198H183ZM5 200H3V201H5ZM16 200V202L18 203V201ZM22 200V199H21ZM20 200V201H21ZM39 200V199H38ZM41 200V199H40ZM60 200V199H59ZM59 200H58V202H59ZM106 200H102V201H106ZM123 200V199H122ZM128 200V199H127ZM140 200V199H139ZM138 200V201H139ZM187 200V199H186ZM1 201V200H0ZM3 201H1V202H3ZM10 201V200H9ZM13 201V200H12ZM15 201V200H14ZM63 201V200H62ZM66 201V200H65ZM70 201V200H69ZM85 201V200H84ZM84 201H80V202H84ZM97 201H99V200H97ZM110 201V200H109ZM117 201V200H116ZM116 201H113V202H116ZM130 201H133L132 199L130 200ZM137 200H136V202H138ZM141 201V200H140ZM151 201V200H150ZM160 201V202H159ZM179 201V202H178ZM183 201V200H182ZM188 201V200H187ZM195 201V200H194ZM205 201H206V199H205ZM211 201V200H210ZM210 201H209V203L208 204H210ZM212 201V202H213ZM7 202V201H6ZM15 202V203H16ZM31 202V201H30ZM30 202H29V204H30ZM35 202H37V200L35 201ZM53 202V201H52ZM88 202H90V201H88ZM93 202V201H92ZM107 202V201H106ZM112 202V201H111ZM121 202V201H120ZM203 202V201H202ZM211 202V203H212ZM10 203V202H9ZM17 203H16V206H18L17 205ZM44 203V202H43ZM60 203V202H59ZM110 203V202H109ZM129 203H131V202H129ZM128 203V204H129ZM151 203V202H150ZM153 203V202H152ZM191 203H192V201H191ZM194 203V202H193ZM206 203V204H207ZM232 203V202H231ZM2 204V203H1ZM11 204H12V202H11ZM13 204H14V202H13ZM64 204V203H63ZM81 204V203H80ZM88 204V203H87ZM102 204V203H101ZM119 204H121V203H119ZM118 204V205H119ZM123 204V203H122ZM135 204L136 203H134V207H138V205H140V204H138L137 206H135ZM198 204H200L199 202H198ZM205 204V205H206ZM215 204V203H214ZM241 204V203H240ZM240 204H239V206H240ZM60 205V204H59ZM115 205H117V204H115ZM145 205V204H144ZM147 205V204H146ZM153 205V204H152ZM175 205V206H176ZM188 205V204H187ZM189 205H190V203H189ZM188 205V206H189ZM194 205V204H193ZM200 205H202V204H200ZM204 205V206H205ZM2 206V205H1ZM12 206V205H11ZM16 206H15V204H14V207L16 208ZM69 206V205H68ZM76 206H77V204H76ZM83 206V205H82ZM105 206V205H104ZM126 206V205H125ZM131 206V205H130ZM141 206V205H140ZM155 208L157 207L156 206V204H154L153 205ZM152 206V207H153ZM180 206H182L181 205V203H180ZM185 206V203H184V205H183V207ZM187 206V207H188ZM199 206V205H198ZM197 206V207H198ZM203 206V207H204ZM4 207V206H3ZM7 207H8V205H7ZM19 207V206H18ZM49 207V206H48ZM59 207V206H58ZM94 207V206H93ZM103 207V206H102ZM121 207V206H120ZM133 207V206H132ZM178 207V206H177ZM195 207H196V205H195ZM202 207V206H201ZM200 206H199V208H201ZM202 207V208H203ZM219 207V206H218ZM217 207V208H218ZM245 207V206H244ZM10 208V207H9ZM14 208V209H15ZM21 208V207H20ZM23 208V207H22ZM21 208V209H22ZM62 208V207H61ZM76 208V207H75ZM79 208V207H78ZM81 208V207H80ZM105 208H107V207H105ZM109 208V207H108ZM116 208V207H115ZM124 208V207H123ZM139 208H141V207H139ZM144 207H142V209H143ZM154 208V209H155ZM179 208V207H178ZM180 208H182V207H180ZM179 208V210L181 211L182 209H180ZM186 208V207H185ZM185 208H184V211H185ZM189 208V207H188ZM188 208H186V209H188ZM192 207H190V209H191ZM201 208V209H202ZM233 208V207H232ZM5 209H6V207H5ZM24 209V208H23ZM29 209V208H28ZM46 209V208H45ZM114 208H112L111 210H113ZM117 209V208H116ZM142 209H140V212H139V215L144 211H142L141 212V210ZM151 209V208H150ZM160 209H161V207H160ZM160 209H158V211L160 210ZM173 209H175V207L173 206ZM177 209V208H176ZM204 209V208H203ZM207 209V208H206ZM219 209V208H218ZM225 209V208H224ZM227 209H230V208H227ZM237 210H240V208L238 209V208H236ZM241 209H243V208H241ZM245 209V208H244ZM16 210V209H15ZM14 210V211H15ZM104 210V209H103ZM109 210V209H108ZM110 210V211H111ZM122 209H120V211H121ZM136 210V209H135ZM138 210V209H137ZM165 210H167V209H165ZM178 210V211H179ZM192 210V209H191ZM190 210V212H192ZM200 210V209H199ZM198 210V211H199ZM220 210V209H219ZM231 210H235V209H231ZM230 210V211H231ZM2 211V210H1ZM5 211V210H4ZM20 211V210H19ZM66 211V210H65ZM106 211V210H105ZM146 211V210H145ZM197 211V210H196ZM202 211V210H201ZM200 211V212H201ZM205 211V210H204ZM204 211H202V212H204ZM208 211V210H207ZM207 211H205V212H207ZM233 211H232V213H233ZM236 211V210H235ZM234 211V212H235ZM104 212V211H103ZM102 212V213H103ZM108 212V211H107ZM126 212H128V211H126ZM137 212V211H136ZM176 212V211H175ZM174 212V213H175ZM183 212V211H182ZM219 212H221V211H219ZM24 213H27V212H24ZM91 213V212H90ZM118 213V212H117ZM123 213V212H122ZM129 213V212H128ZM134 213V212H133ZM157 213V212H156ZM173 213V212H172ZM173 213V214H174ZM177 213H179V212H177ZM177 213L175 214V215H173L172 214V216H176L177 215ZM181 213V212H180ZM186 213H188V212H186ZM185 212H184V214L185 215H188V214H186ZM194 213H195V211H194ZM208 213V212H207ZM236 213V212H235ZM240 213H241V211H240ZM249 213V214H250ZM10 214H11V212H10ZM17 214H19V213H17ZM107 214V213H106ZM116 214V213H115ZM138 214V213H137ZM162 214H164V213H162ZM169 214L171 215V212H169ZM196 214V213H195ZM224 214H226L225 212H224ZM228 214H230V213H228ZM234 214V213H233ZM247 214V213H246ZM245 214V215H246ZM9 215V214H8ZM15 215V214H14ZM13 215V216H14ZM29 215V214H28ZM96 215H97V213H96ZM104 215V214H103ZM117 215V214H116ZM121 215V214H120ZM155 215H157V214H155ZM170 215H169V217H170ZM183 215V213H181V219L185 216H182ZM192 215V214H191ZM206 215H208V214H206ZM211 215V214H210ZM213 215V214H212ZM219 215V214H218ZM232 215V214H231ZM3 216V215H2ZM10 216H12V215H10ZM108 216V215H107ZM113 216V215H112ZM126 216V215H125ZM134 216V215H133ZM149 216H153V215H149ZM148 216V217H149ZM158 216V215H157ZM162 216V215H161ZM160 216V217H161ZM179 216H180V214H179ZM189 216H190V214H189ZM194 216V215H193ZM209 216V215H208ZM221 216H223V215H221ZM229 216V215H228ZM235 216H236V214H235ZM250 216V215H249ZM35 217V216H34ZM37 217V216H36ZM119 217V216H118ZM135 217V216H134ZM140 217V216H139ZM205 217H207V216H205ZM205 217H202V218H204V220L206 219ZM218 217V216H217ZM232 217H234V216H232ZM232 217H230V219L229 220H231V218ZM240 217V216H239ZM262 217V216H261ZM260 217V218H261ZM264 217V216H263ZM13 218V217H12ZM33 218V217H32ZM97 218V217H96ZM120 218V217H119ZM118 218V219H119ZM146 218V217H145ZM157 218V217H156ZM164 218H167V217H164ZM173 218V217H172ZM186 218H187V216H186ZM185 218V219H186ZM190 218H191V216H190ZM190 218H189V220H190ZM208 218V217H207ZM237 219L238 217H234V219ZM246 218V217H245ZM248 218V217H247ZM250 219L252 218V216L251 217H249ZM259 218V217H258ZM5 219V218H4ZM15 219V218H14ZM29 219V218H28ZM98 219V218H97ZM121 219V218H120ZM134 219V218H133ZM169 219V218H168ZM184 219V218H183ZM184 219V220H185ZM192 219V218H191ZM198 219V218H197ZM197 219L195 218L194 220L195 221H197ZM212 219V218H211ZM210 219V220H211ZM233 219V218H232ZM33 220V219H32ZM88 220V219H87ZM143 220H145L144 218H143ZM156 220V219H155ZM159 220H161V219H159ZM158 220V221H159ZM162 220H164V219H162ZM184 220H182L183 222H184ZM204 220H203V222H204ZM208 220V219H207ZM221 220H222V217H221ZM228 220V219H227ZM229 220H228V222H229ZM237 220H240V219H237ZM253 220H255L254 218H253ZM252 220V221H253ZM264 219H262V221H263ZM117 221V220H116ZM157 221V222H158ZM206 221V220H205ZM236 221V220H235ZM240 221H242V220H240ZM251 221V222H252ZM124 222V221H123ZM126 222L128 223V221L126 220ZM132 222V221H131ZM161 222V221H160ZM185 222H186V220H185ZM189 222V221H188ZM209 222V221H208ZM223 222H225V220H223ZM231 222V221H230ZM239 222V221H238ZM251 222H248V224L250 223L251 224ZM256 222H257V218H256ZM261 222V221H260ZM13 223H15V222H13ZM34 223V222H33ZM36 223V222H35ZM91 223V222H90ZM181 223V222H180ZM180 223H178V224H180ZM187 223V222H186ZM190 223H191V221H190ZM196 223V222H195ZM206 224H207V221L205 222ZM205 223H203V225H205ZM255 223V222H254ZM254 223H252V224H254ZM17 224V223H16ZM32 224V223H31ZM42 224V223H41ZM133 224L135 225V227L136 228H138L137 226L138 225H136L135 224V222L133 221ZM159 225H160V223H158ZM185 224V223H184ZM188 224V223H187ZM197 224V223H196ZM212 224V223H211ZM233 224V223H232ZM232 224H231V228H233L232 227ZM241 224V223H240ZM239 224V225H240ZM244 224V223H243ZM248 224H246V225H248ZM258 224V223H257ZM6 226L7 225V223L6 222H2L1 224H0V226ZM12 225V224H11ZM27 225V224H26ZM37 225V224H36ZM44 225V224H43ZM130 225V224H129ZM141 225V224H140ZM152 225V224H151ZM154 225V224H153ZM165 225V224H164ZM213 225V224H212ZM211 225V226H212ZM227 225V224H226ZM40 226V225H39ZM128 226V225H127ZM143 226V225H142ZM177 226V225H176ZM180 226V225H179ZM185 226H186V224H185ZM198 226V225H197ZM222 226H224L223 224H222ZM234 226V225H233ZM13 227V226H12ZM32 227H34V226H32ZM31 227V228H32ZM37 227V226H36ZM35 227V228H36ZM144 227V226H143ZM207 227V226H206ZM241 227V226H240ZM239 227V228H240ZM243 228H245L244 227V225L242 226ZM242 227L240 228V230H242ZM253 227H255V226H252V228ZM257 227V226H256ZM26 228H27V226H26ZM30 228V229H31ZM197 228V227H196ZM246 228H248V227H246ZM251 228V227H250ZM260 228V227H259ZM258 228V229H259ZM3 229V228H2ZM33 229V228H32ZM31 229V230H32ZM172 229V228H171ZM186 229V228H185ZM192 229V228H191ZM236 229V228H235ZM234 229V230H235ZM249 229V228H248ZM256 229V228H255ZM261 229H263L264 230V228H261ZM215 230V229H214ZM252 230H254V229H252ZM257 230V229H256ZM260 230V229H259ZM10 231V230H9ZM24 231V230H23ZM195 231V230H194ZM197 231H199V230H197ZM210 231H212V229H210ZM231 231H233L232 229H231ZM244 231H245V229H244ZM255 231V230H254ZM29 232V231H28ZM124 232V231H123ZM191 232H193V231H191ZM248 232H249V230H248ZM261 232H262V230H261ZM137 233V232H136ZM257 233V232H256ZM21 234V233H20ZM25 234V233H24ZM188 234H189V232H188ZM229 234V233H228ZM231 234H233V233H231ZM247 234H249V233H247ZM258 234V233H257ZM259 234H261L260 232H259ZM23 235V234H22ZM30 235V234H29ZM32 235H33V233H32ZM185 235V234H184ZM193 235V234H192ZM191 235V236H192ZM241 235H243L242 233H241ZM8 236V235H7ZM132 236V235H131ZM213 236V235H212ZM245 236V235H244ZM247 236V235H246ZM250 236V235H249ZM248 236V237H249ZM11 237V236H10ZM27 237H29V236H27ZM136 237V236H135ZM264 237V236H263ZM138 238V237H137ZM150 238V237H149ZM154 238V237H153ZM28 239V238H27ZM183 239H184V237H183ZM6 240V239H5ZM10 240V239H9ZM12 240V239H11ZM14 240V239H13ZM12 240V241H13ZM25 240V239H24ZM145 240V239H144ZM177 240V239H176ZM229 240V239H228ZM231 240V239H230ZM246 240V239H245ZM3 241V240H2ZM8 241V240H7ZM22 241V240H21ZM30 241V240H29ZM131 241H134V243H139L138 241H140L139 239H131ZM215 241V240H214ZM233 241V240H232ZM15 242H16V240H15ZM14 242V243H15ZM34 242V241H33ZM245 242H247V241H245ZM7 243V242H6ZM14 243H13V245H14ZM172 244V243H175V242H173V239L172 240H169V242H167V244H165V242H162L161 244H165V245H167L168 246V244ZM195 244H196V242H194ZM199 243V242H198ZM208 243V242H207ZM233 243V242H232ZM3 244V243H2ZM32 244H34L35 245V243H32ZM31 244V245H32ZM37 244V243H36ZM236 244V243H235ZM234 244V245H235ZM242 244H243V242H242ZM214 245V244H213ZM36 246V245H35ZM38 246V245H37ZM215 246V245H214ZM19 247V246H18ZM17 247V250L19 249ZM34 247V246H33ZM32 247V248H33ZM197 247V246H196ZM233 247V246H232ZM87 248V247H86ZM247 248V247H246ZM8 249V248H7ZM14 249V248H13ZM91 249V248H90ZM199 249V248H198ZM227 249V248H226ZM10 250V249H9ZM88 250H89V248H88ZM232 250V249H231ZM241 250V249H240ZM251 250V249H250ZM1 251H2V249H1ZM8 251V250H7ZM11 251V250H10ZM13 251V250H12ZM29 251V250H28ZM90 251V250H89ZM253 251V250H252ZM252 251H250V253L252 252ZM3 252V251H2ZM245 252V251H244ZM11 253V252H10ZM19 253H20V251H19ZM101 253V252H100ZM107 253V252H106ZM114 253V252H113ZM225 253V252H224ZM223 253V254H224ZM230 253H231V251H230ZM253 254H255V253H253ZM24 255V254H23ZM9 256V255H8ZM15 255H11L8 259H10V262H7V264H21V263H19V262H17V261H15V260H12L11 259V257H14ZM249 256H251V255H249ZM253 256V255H252ZM256 256V255H255ZM182 259H183V256L181 255L180 256ZM5 258V254H1L0 253V259H3V260H5L4 259ZM195 258H197V259H200L199 258V256H195ZM251 259V258H250ZM2 260V261H3ZM240 260V259H239ZM247 260H248V258H247ZM261 260V259H260ZM1 261V260H0ZM7 261V260H6ZM187 261V260H186ZM218 261V260H217ZM256 261H257V259H256ZM4 262V261H3ZM206 262H209V260L207 259V257L203 260V264H206ZM241 264V263H240ZM247 264V263H246ZM248 264H253L252 262L251 263H248Z\"/></svg>",
  "mask_w": 264,
  "mask_h": 264
}]
</instances>
